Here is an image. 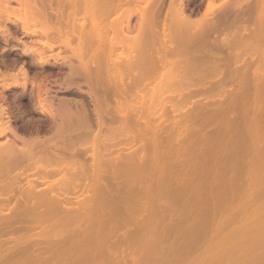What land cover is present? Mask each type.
I'll return each instance as SVG.
<instances>
[{
    "label": "rangeland",
    "instance_id": "obj_1",
    "mask_svg": "<svg viewBox=\"0 0 264 264\" xmlns=\"http://www.w3.org/2000/svg\"><path fill=\"white\" fill-rule=\"evenodd\" d=\"M97 1L100 2L101 4L98 3ZM105 1L108 2L109 0H104V1H102V0L101 1L100 0H91V1H89L90 3H92V5L89 3V7L91 6L92 8H88V10L86 11L87 13L85 12L86 15L84 12H83V14L81 13V15H80L83 17L85 16L84 19L87 18V19H85L86 20L85 22H87V20H88V22H90V23L87 22L89 27L94 26L95 29L94 28L89 29V27H88V29L91 31L93 36L96 35V34H94L95 33L94 31H97L96 30L97 27L99 28V26H100L99 23L101 25L103 23V26L105 24L106 25L108 24V26H109V24L111 26H113L114 21H115V23L118 22L119 21L118 19L121 18L120 15H123V14H124L123 16L125 19L128 17V15H129V17H131L130 19L132 22L131 21L130 22H131L133 29H134V26L136 27L135 24H138L140 22L138 20H140L139 18H141V16H140L141 14L138 10H136V8H134L133 5H132L133 6L132 8H130L128 11H126L127 17L125 15V12H123V10L121 8H119V9L117 8L118 10L116 9V12L114 11L115 9H113V11H111L113 13H111L109 11V13H107L108 14L107 15L106 11L108 10V8H109V10L111 8H113L114 3L111 5L112 0H110V2H109L110 5H109V3L108 4L104 3ZM113 1L115 2V0H113ZM210 1L211 0H186L187 6L189 9L188 11L189 12L193 11L192 12L193 17L195 19H199L198 21H200V20L202 21L203 16L205 17V15H204L205 10L209 11L210 9L211 10L214 9V11H211L212 14L209 11L208 15H207V13H206L207 11H206L205 12V14H206L205 18H207V16L209 18V13L212 16H215V15L217 16L221 7L226 6L227 3L230 4V6H231V4L233 5V3L235 2V0H214L215 2H212V4L210 5V4H208V3H210ZM232 1H233V3H231ZM238 1L243 4L242 5L243 7L246 6V8L248 6L249 7L253 6V5L256 6L258 4L257 5L258 7L260 5V6H263L262 8L264 9V0H238ZM143 2H146V1L144 0ZM164 3H165L163 5L164 11H162V12L166 16L167 15L166 14L167 9L169 11L168 7H169L170 0H165ZM223 3L224 4L226 3V5H224ZM105 4H107V5L105 6ZM144 4L145 3H143L142 5H144ZM14 5H16V3H14ZM207 5H210L212 8L210 7V9H209V6H207ZM227 6H229V5H227ZM89 9H91V10H89ZM103 10H104L105 14L103 13ZM121 10H122L123 14H121ZM88 11H89V13H88ZM163 13L161 14L162 19L164 18ZM171 14H170V16H171ZM23 15H24V13L21 14V16H23ZM199 16H201L200 17L201 19L199 18ZM212 16H210V17H212ZM23 17H25V16H23ZM83 17H81V19L80 18H78V19H80V21H82V20L84 21ZM88 17H89V19H88ZM172 19H173V17H171V20ZM78 21L79 20H77V23H78L77 25L80 26V24H79L80 22H78ZM97 23L99 26L97 25ZM8 26L10 27L11 31H13V33L17 36H15L13 34H12L13 36H8L7 34H3L0 32V70L3 69L2 72L0 71L2 74L1 76L7 75V73L9 75L12 72H14V73H16V71L19 72L20 68H21L19 66L22 65L23 59L26 62H30V63H28L30 80L33 79L35 81L34 78H37L39 80L40 77H41V79L45 78V79L49 80V82H48V80L44 79L45 82H48V84H49L48 86H51V88H52L49 91V93H51V95L48 94V98L49 97L54 98V96H56L54 99V101L56 103H58L60 101L59 98L62 96L63 97L65 96L66 98L73 97L75 99H77V98L80 100L83 99V100H85L84 101L85 106L88 109L89 114L93 115V116L92 115L89 116V118H90V120L92 122V126H93L91 128V130L92 131L95 130V131H93L94 133L91 130H88L84 134V132H85L84 128L83 129L81 128L82 130L79 129L82 132L81 131L79 132V130H78L77 132L72 133L73 136H71V138H72V140L74 139V141H72L70 143L69 147L72 150L75 149L74 151H76V152L80 147H81L80 150H78L80 152L82 151L81 150L82 148H85V149H83L84 152H82V155H80V153H79L78 157L81 158V156L86 155L88 157L83 156L86 160L88 159L86 161V163L92 162V164H93L94 160H92V158H89V156L91 157V155H93L92 157H94V155L97 153V151H99V150H96V152H95L94 147H95L96 143L98 142V141H95V140H97L96 138L98 137L96 135H98V133H100V132L105 133L106 136L104 134L100 133V136H102L103 138L100 136L98 138L101 141L106 140L107 142L104 141V144H105V142L108 143L109 145L108 144L107 145L110 146L111 148L109 149V147L107 145H106L107 146V148H106V146L103 145V143L101 142L102 145L105 146L104 148H106L107 150H110V151L112 150V151L111 152L107 151V152H109V153H107L109 155L108 156L107 154H105L106 149L103 148L101 143L98 142V145L100 144L101 147L96 145L97 147L103 149V151H101V149H100V152H101V154L103 153V156L100 154V152H99V154L97 153L98 156L102 158L103 162L101 161V163H100L102 165V166L100 165L101 167L100 166L95 167L97 172L94 170L95 168L92 167L93 168V170H91V172L93 171L91 173L92 175L87 180H85V181L82 180L83 184L82 183L79 184V186L81 185V187L83 185L82 188H84V190H85V188H87L85 193L84 192L82 193L80 191V190H82L81 187H80L81 189L76 188L78 190L80 189L79 190L80 192L79 191L77 192V190L74 189L76 191V193H75V191L72 190L74 187L73 183L71 182V184L73 186L70 188L69 187L70 182H67V180H59V181L56 180L58 182H56L55 180H47V182L44 180H39L40 183H39L38 187L40 189L39 190L37 189L38 193H39V191H41L42 192V193L40 192L41 194L45 193L44 195H47V193H48V195H50V197H51V195L53 197H56L55 199L53 198L54 203H56L55 204L56 209L54 211L62 212V213L59 212L61 218L59 217V215H56V214H59L58 212L52 211L53 209L52 210L49 209L50 213H48L49 210L47 211V209L52 207V205L54 203L51 204L50 207H48L46 204L45 205L44 204H41V205L36 204V205H34L35 209L32 210L33 202H31V200H33L34 197L32 195V196H30V197H32V199L29 197L31 200L30 199L28 200V197H25V196H27V194L30 193V191H29L30 187H28V186H30L29 184L33 182V184H35L37 186L36 183L38 180H35L36 182L33 180H30L31 182H29L27 180H20V181H22L20 183L19 180L13 181L11 179L10 181L17 183V184L13 183L14 184L13 186L16 188L14 191H11L13 188L12 182H11V184L10 183L7 184V182H9L8 181L9 178L7 179L8 175L6 176V173H4V170H3L4 174L2 175V173H1L0 177L3 176V177H5L4 179H7V180L6 181L4 179L2 180V178H3L2 177L1 178L2 181L0 180L1 181L0 185L2 184V187H4L5 185L2 183L4 181V183L6 182L5 184H7L8 187L10 185L12 187H10L11 189L9 192L7 191V190H9L7 188V186H5L4 188H0V191H1L0 192V196H1L0 201L2 203H4L2 200H4L5 202H8V200L10 198L12 200L10 199V201L8 202L9 206L6 203H4V204L0 203L1 204L0 207L3 206L4 208L2 207V209H5V210L0 209L1 210L0 216H2L1 214H3L5 216V217L2 216L3 220L0 219V226H1L0 227V234L1 235L5 234L3 236L0 235V240H1L0 241V251H1L0 252V258H1L0 264H16V262H17V264H264V120H263L264 114L261 117L263 122L259 121L262 123V125L258 126V124H259L258 120L260 118L256 122L258 127H260V128L262 127L261 132L259 130L260 128H258L257 131H253L254 134H258V131H259L260 136L259 135H253V132L249 131V129L250 130H256V128H255L256 125H255V127H253L254 129L251 128L252 127L251 125H253L255 123L254 122L252 124V122H251V121H254L252 119L255 116L252 118L253 114H252V116L250 115V117H251V119H250V117L248 115L249 114L248 109L252 110V108L249 107L251 105V102H248V100H247V103L246 102H243V103L240 102V104H239V105H242V104L246 103L245 104L246 107L249 105L248 106L249 108H247V110H245V111H248V113L245 112L244 117H247L246 115H248L247 118H249L250 121L247 118H244L246 120L243 119V117H242L243 113L242 114L240 113L242 116L238 113L239 112L238 109L241 112L242 109H246L245 106H244L245 108H243L242 106H240V108H238V109L235 108L236 110L231 109L232 114H231L230 110H228L230 115H228V111L224 110V112L225 111L227 112L226 113L227 117H229L230 120L228 121V118H227V121H226V116H225L226 114H224V116L223 115H221V116L225 120L223 119L221 121V119H222L221 116L220 117L218 116V118H216V116H215L216 113H218L216 111L222 109L219 107L221 105V103H220V105H218L219 104V102H218L217 103L218 107H217L215 105L216 103L212 104L209 102L210 99L206 96V95L210 96V93L208 91H207V93H209V94H207L206 91L204 92V93H206V95H203L202 94L203 92L201 93L202 90L207 89L208 84H210L213 88L215 86L214 84L217 85V83H218L217 86H219L221 84L220 82L223 79H226V80H224L225 84L227 83V79H228V84H226V85H230V86H228L229 88L232 86V89L230 88L231 90L228 88L229 93L232 90H234L235 88L237 89L238 87H236V86L244 85L245 82H246V84H248V82L251 80L252 81L248 85L251 84V86H252V84H253V86L252 87L248 86V85L247 86L251 87L252 91L256 87V86H254V84H257V86H258V83L260 81L263 83L264 81H262V79L264 78V61H262V60H264V57L261 53H264V50H263L264 46H263V49H261V51L259 50L261 48L259 46V43H261V46H262V41H256L257 44H255L256 42L253 43V45H254L253 47L251 45H249L246 47L243 46L244 47L243 49L241 47L237 48L236 50L238 52L235 50V52H237V53L233 52V54H231L233 59L230 58L231 57L230 55H227V52H224L223 54L227 55V57L230 59V60L228 59V61H230V62L226 61L227 57L224 58V61L227 63V66H229L228 68H230L231 70L228 69L226 66V63H224V61H222L220 63L221 66L224 65L223 67L225 68V66H226V68L224 69L222 67L223 70L219 69V70H221L220 75L218 74V73H220L218 70L219 67H217L214 64H211L210 62H209L210 64L205 63L206 66H204L205 64L201 66V63L203 64V62L201 60L199 61V63L194 62V61H191V63L189 61V63H188V61L186 62L185 59H183V62L185 61L186 63H188L190 65H193L192 62H194L197 65V67H195V68L193 66H190L189 68H191L192 70H190L189 68H187L188 70L187 69H185V70L180 69L179 65L182 64L183 62L182 63L180 62V64H177V63L174 64L175 68L178 65V69L176 68L177 69L176 71L180 70V72L172 71L175 69L173 67L174 66L173 64H170L172 66V68H174L172 70H171L170 65H166V68L164 66H159L162 68H160V71L158 68L159 72L155 73V75H157V76L152 77L153 79H151V80L149 79V81L147 80L148 84H150L149 86L146 85L147 84L146 83L145 84L146 87H145V85H143V87L141 86L139 88H135V89H137V92H135L136 90L133 88V90H131V91L132 92L134 91V93L137 95H135L133 93L135 95V97L133 94H132V96H128L129 101H128V99L126 100V98H122L124 100H122L121 101L122 103L121 102L120 103L121 104L125 103L124 105L126 106L125 107L126 111H127V106L129 108L130 106L133 105L131 108H129L130 112H129V109H128V113L124 112L126 115V116H124L123 112L122 113L119 112V113H121L120 115L117 114L118 110H119L118 107H120V109H122V107H123L122 111H125L124 106L122 105V107H121V105H119L120 103H119L117 98L112 97L109 100L110 102L112 101L111 105L113 107L112 106H109V108L105 107L106 106L105 104L108 105V103L103 102V101L102 102L104 105L101 102L103 107H101L100 102H99V104H97L94 101V99L91 97V95L89 94V89L92 91V87L90 88L88 86V84L85 82L83 77H81V78L78 77V78H75L74 80L77 82L79 81L78 84H80L82 86L81 89L83 88L82 90H84V91H82L81 89H79L75 85H74V87H71L68 89L64 88L65 85L64 86L62 85V87L59 88L61 86L59 84V82L62 81L60 79V77L63 78L68 73V71L70 70V68L66 64H64V62H63L64 57H68L71 55V53H69V52H72V51H70V48H66L64 45H62L63 46L62 47L60 45L59 46L60 48L58 46H56L54 48V50H53L54 52L52 50L47 52V50H46V52L48 53L47 55H49V53H50L52 56L53 55L57 56L58 62L55 59L56 57L53 56L55 58L52 57L50 59L49 64H47V65L35 64V63H33V59L29 55L28 56H21V54H20L21 53V47H23V45L19 40H15L16 38H14V36L15 37H22V40L26 41V42H29V41L33 42L34 39L37 38V35L33 36L31 33H29V35H28V33H25V32L23 34L22 33L23 31L21 30V27L19 24L17 25V24H13V23H8ZM103 26H100V27L103 28ZM108 26H106V29ZM111 26H109V27H111ZM37 28L41 29V26H38ZM109 30L110 29H108V31ZM108 31L106 32L105 36H107V35L110 37L115 36V35H111L113 33H108ZM134 33H135V31L133 32V34ZM108 36H107L106 42L109 43V41H111L112 39ZM116 36L118 37V38L116 37L117 40L120 39V37H119L120 35L118 36V34H117ZM66 37H67V35H66ZM66 37L64 36L65 39H66ZM40 38H41V36L39 37V39ZM109 38H110V40H109ZM104 39H106V37H104ZM132 40L133 41L135 40L138 44L140 42V41H138L139 39H137V40L132 39ZM118 41H120V40H118ZM71 42H73V41H71ZM74 42L72 43V45H74V44L77 45V42L75 40H74ZM125 42H127V41L120 42L121 44L118 45L119 47L116 46V47H118V48H116V51H115V49H113L115 51V53L110 54L108 57H106L105 55H103V57H102L101 54H100V56L102 57V59L97 57L98 59L101 60V64H100L99 60H96L97 62H95V63L97 65H98V63L100 64L99 69H96V68H98V66L97 67L95 66L96 64L93 65L92 67H94V68H92V74H93V77H94V75H97V76L99 74L103 75V76H100V75L98 76V78L101 77V79H102L100 82L98 81V83H100L101 85L105 86V83L108 82L107 80H110L109 81V83H110V82H112V80H114V79L116 80V78L120 79V75H114L113 73L116 72L115 74H117V73L119 74V71L121 72L123 70L121 68H124V70H125L126 67H123V66H125L124 63H126L125 60H127V62H128V59L130 60V58L133 57L132 54L133 55L136 54L134 52H136L137 50L136 51L134 50V52H132L133 48L139 49L138 46L134 47L135 45L133 43H132L133 46H132V44H129L131 47L130 48V47L126 46L128 44ZM123 43H125V44H123ZM137 43H135V44L138 45ZM97 44H98V42H97ZM97 44H95L96 47H93V46L92 47L96 49ZM257 45H258V49L257 48L255 49L254 47H256ZM93 48L91 49V52H90V53H92L91 56L100 53L99 51H98L99 53L93 52V51H96ZM245 48H248V49L253 48V49L246 51L247 49L245 50ZM251 51H252V53H250ZM243 53H245V54H243ZM237 54H239V55H237ZM251 54L252 55L257 54V55L252 56ZM112 55H113V57H112ZM234 55L235 56L237 55V56L235 57ZM61 56H62V58H61ZM96 56H99V55H96ZM128 56L130 58H128ZM170 56L172 57L174 55L170 54ZM176 56H174V58H176ZM92 57H93V60L96 59L94 56H92ZM241 57H244V58H241ZM258 57L259 58L261 57V58L259 59ZM107 58H108L109 62L107 61ZM113 58H115V59L113 60ZM116 58L121 60V62H119ZM174 58L172 57V59H174ZM179 58H178V60H179ZM103 59L104 60L106 59V60L103 61ZM241 59H245V60L242 61ZM91 60H92V58H91ZM237 60H239L241 62H238ZM9 61H11V62L8 63ZM102 61L104 64H106V67H107L106 69H103L105 67H103L104 65H102L103 64ZM113 61L114 62L118 61V63L116 65H118L119 63L123 64V65L120 64L122 67L120 65L119 66L121 68L117 67L115 65V63H113ZM176 61H177V58H176ZM234 61H235V63L236 62L239 63V65L236 63L238 65L237 66L234 63ZM244 62H246V63H244ZM111 63L114 64V68H116V70H113V68H112L113 65ZM240 63H241V65H240ZM259 63L260 64L262 63V64L259 65ZM195 64H194V66H196ZM108 65H110V66H108ZM100 66H102V68ZM183 66H184V64H183ZM212 66H216L217 68L215 69V67H213L214 68L213 69ZM261 66H262V68H261ZM108 67H109V69H108ZM180 67H181V65H180ZM258 67H260L261 69H259ZM110 68L112 71L110 70ZM117 68L121 69V70H118ZM197 68H198V70H196ZM208 68L209 69L211 68L210 70H212V69L214 70V71H212V73L214 74V78H212L213 74L209 73L211 71ZM127 69L128 68H126V71H128ZM99 70H101V71L99 72ZM102 70H104L105 74L104 73L102 74V72H103ZM131 70H129V72ZM181 70H183L184 72H182ZM201 70H202V72H201ZM204 70H205V73H203ZM215 70H217L218 72H215ZM244 70H246V71H244ZM185 71L186 72L188 71V73L190 71H192V72H190L188 75V73L186 74ZM194 71H195V73H194ZM223 71H225V72H223ZM36 72H38L39 76L37 75ZM122 72H124V71H122ZM129 72H128V74H130V76H132V74H134V73H131V72L129 73ZM222 72H223V74H222ZM255 72H257V73L255 74ZM97 73H99V74H97ZM108 73H109V75H108ZM110 73H112V74H110ZM183 73H185V74H183ZM216 73H217V75H216ZM43 74H46V75H43ZM125 74H127V73H125ZM186 75H188V76H186ZM112 76H114V77H112ZM115 76H117V77H115ZM126 76H129V75H126ZM177 76H179L180 79H178ZM185 76H186V80H185ZM201 76H203V77H201ZM246 76H247V78H246ZM96 77H94V80H95L94 84H96V80H98ZM181 77H183V78H181ZM187 77L189 79L188 81H187ZM249 77L251 78V80ZM256 77H258V79ZM198 78H200V79H198ZM253 78H254V80H253ZM20 79L22 81L23 77H21ZM59 79H60V81L57 82L58 83V85H57L56 81ZM76 79H78V80H76ZM173 79L175 81L171 82ZM203 79L205 81H203ZM206 79L207 80L209 79V83L206 81ZM33 80L29 81L30 84H28V87H26V88L15 86L11 89H3L4 88L3 87V80H2V77H0V95H1L0 99L5 97L6 102L10 101L8 103L10 105L9 111H10V114L13 118L12 119L13 124L15 126H17V129H19L18 132L20 131L19 132L20 134H22V135L24 134L26 136H29V135H31V132H32L31 130L36 128L38 125L40 127L45 125L44 127H41V130L39 133H41L40 135H43V136H49L51 134V132H50L51 130H49V127H50V124L52 123V118L50 117L49 114L43 113L41 111V107L38 105V103H37L38 101L36 100L37 98L34 97L37 94V87L34 86L33 83H31V82H33ZM200 80H201V82H200ZM7 81H11V80L7 79ZM116 81H114L115 85H116V83H115ZM190 81H192L193 83H196V85H199V86H200L199 83H202L200 86L202 88V90L199 88L200 89V91H199L200 96H199V93L197 91L196 92L198 93V95L195 92H193L194 94H196V96L193 95V93L190 94V92L187 91L188 86H186L187 90H185L184 86L186 84L190 85L191 84ZM80 82H82V83H80ZM185 82H187V83L185 84ZM203 82H205L206 85H204ZM243 82H244V84H243ZM141 83L143 84V82H141ZM144 83H145V81H144ZM222 83H223V81H222ZM106 84L108 85V83H106ZM110 84H113V83H110ZM142 84H139V85H142ZM246 84H245V86H246ZM202 85L205 86L204 87L205 89L203 88ZM210 85H208V86H210ZM98 86H100V85H98ZM193 86H191V87L193 88ZM199 86H194V87H196L195 89H197ZM234 86H235V88H234ZM191 87L189 86V90ZM172 88H176L177 90L183 89V90L187 91L188 93H186L185 91H183V92L181 91L182 93L181 92L175 93V92H177L176 89H172ZM247 88L244 91L247 92V90H248V92L250 91L249 94L252 93L251 89H249V88L247 89ZM34 89H36V90H34ZM85 89H86V91H85ZM193 89H192V91H193ZM174 90H175V92H174ZM214 90H213L214 93H212L213 94L212 97L213 96H215V97H213L211 99L212 101L214 99L216 101H218L221 98H223V100H224V98H227V97H224V95L226 96L227 93L224 94V92H223V95H222L223 97L219 98V95L221 94L220 91L218 90V92H219V94H218L216 92V89H214ZM261 91H263V90H261ZM261 91L259 90V92H256V95L260 94L262 96V93H260ZM215 92L217 93L218 96L214 95ZM171 93H175V94H171ZM179 93L180 94L186 93V95L189 94L190 97L194 96L191 98L192 101L193 100L195 101L194 104L191 101L190 102L188 101V99L190 98L189 95H187V97L184 98L185 95L183 94L184 96L183 95L180 96ZM53 94H55V95H53ZM160 94H162V95H160ZM176 94H178L179 99H178V96ZM253 94H255V92H253ZM253 94H251L252 97H254ZM263 94H264V92H263ZM153 95H154V97L157 95L156 96L157 99H155L153 97ZM260 95H259V97L262 99L263 97H261ZM149 96H151V98L155 99V103L158 102L156 104V108L161 107L162 110H164L162 105L164 106V108H166L167 105L168 106L170 105V108L173 109L174 107H176V106H174L177 103L176 101L181 102V100H183L182 102L185 101V103L181 104L178 102V104H180V106H182V107H180L178 105L179 108L176 107L179 110L170 109V111H168L169 107H167L166 108L167 111H166V109L164 110L167 113L170 112L167 114L166 112L165 113L161 112V110L160 111L155 110L156 109L154 106L155 103H153V105L151 104L152 99H150ZM158 96H160L161 99ZM176 96H177V98L175 99V101H173V99ZM182 96H183V98H182ZM203 96H206L208 101L205 102V100H207V99H205V97H203ZM216 96H217V99H216ZM130 97L131 98L134 97V98L131 99ZM162 97H163V99H162ZM202 97L204 99L203 100L204 104L202 103V100H201ZM252 97H250V98H252ZM148 98L150 99L151 103L148 101L149 100ZM180 98H182V99H180ZM169 99H171L175 103H172L171 100H170V102H168ZM114 100L115 101L117 100L116 103ZM130 100H132V102ZM156 100H158V101H156ZM125 101H128V102H125ZM187 101L189 102V104L187 106L191 105L190 107H186ZM110 102H109V104H110ZM113 102L115 105L112 104ZM129 102H131V103H129ZM196 102H198L197 105H199V103L200 104L202 103L201 105H199V108L202 111V113H203V110H204V112H207L206 113L207 115H209V114L211 115L212 112H214V111H212L214 109V107L215 106L217 107V108L215 107V109H214L216 112L215 115L210 116L211 118H213L212 120H215V121H213L214 122L213 124L209 120L211 123L208 121L210 123V125L208 126L209 123L207 122V120H208L209 116L207 118V116L205 114L203 115V117L206 116L207 120H204L206 118L198 117L200 110L198 112L197 105H195ZM208 102L210 103V107H211V105H214L213 109H211V110L209 109L211 111V113L209 111H206L207 109L204 108L205 106H207L205 103H207L209 105ZM126 103H128V105ZM148 103L151 106L147 105ZM159 103H161V104L163 103V104L161 105ZM94 104L96 106H94ZM202 105H203V107H202ZM239 105L237 104L238 107H239ZM115 106L116 107L118 106L117 107L118 110L115 108ZM138 106L140 108H142L141 109L142 111L139 110L140 108H138ZM143 106H145L144 107L145 109L143 108ZM148 106L151 109L153 107L155 108V109L153 108L154 111L151 109L149 110L153 113V115L151 112L147 113L148 112V110H147L146 113H144V116L142 117L143 112L147 108L149 109ZM184 106L188 110L185 108H184L185 110L184 109L181 110V108H183ZM192 106H193V108H192ZM194 106H195L196 111L194 109ZM200 106L202 107V109L203 108L204 109L202 110ZM104 107L107 109H105ZM241 107H242V109H241ZM251 107H253V106L251 105ZM112 108L113 109L115 108V109L113 110ZM132 108L135 109V112L133 111ZM98 109H100V111H103V112H100V114L102 113L101 116H104L106 119H109V120H105V122L106 121L107 122H106L105 126L103 125L102 130L103 129L104 130L100 131V132H96L97 130L98 131L101 130V128H99L100 126L98 127V124H99L98 123L99 120H97V119H99V118H97V117H99L97 114ZM143 109H144V111H143ZM192 109L194 111H191ZM105 110H107V111H105ZM176 110H177V112H176ZM251 110H250V113H252ZM113 111H116V112H113ZM119 111H121V110H119ZM138 111L141 113L142 119H146V121L148 120V122L152 120L153 122L152 121L150 122V123H152L151 127L153 125V127H155V128H152L149 130L148 125H150V124H147V127H146V125L144 127V125H143L144 120H143V122L141 120H139L140 123H139V127H138L137 122H139V121L136 120L137 119L136 117H138V116L140 117V114ZM195 112H198V114L196 115ZM93 113H95V114H93ZM154 113H156V117H155ZM174 113H176V114H174ZM191 113H192V116L190 115L187 119V116ZM193 113H194V116L196 117V119L197 118H200V119H197V121H196V119H194ZM202 113H200V114L202 115ZM115 114L117 115V117ZM137 114H139V115H137ZM147 114H149V116ZM162 114L163 115L167 114V117H163ZM170 114H171V119H170V116H169V119H164V118H168V115H170ZM219 114H222V113L219 112ZM114 115H115V118H114ZM121 115H123V116H121ZM135 115H137V116H135ZM160 115L162 116V118L164 120L161 119ZM174 115H175V117H174ZM254 115H256V113ZM106 116H108V117H106ZM127 116H129L128 118H130V116H132L131 119L127 118V121L132 120L131 121L132 126H130V124H126V125H129L130 127L126 126L124 124L125 122L123 123L121 121L122 118H124L126 120ZM172 116H173V118H172ZM239 116L242 118V120L239 118ZM120 117H121V119H120ZM139 117H138V119H139ZM148 117L149 118L151 117L150 120ZM214 117H215V119H214ZM113 118H114V120H113ZM154 118L156 121H154ZM201 118L203 119V121L205 123L202 121ZM234 118H235V121L233 120ZM237 118H238V120H237ZM174 119L178 120L179 122L181 121V122L179 123L176 120L174 121ZM183 119H185V120H183ZM231 119L233 121H231ZM116 120H118V121H116ZM125 120H123V121H125ZM159 120H160V125L157 124V123H159ZM49 121L51 122L50 124H49ZM113 121L116 123H112ZM170 121H172V122H170ZM244 121L246 124H244ZM161 122H162V124H161ZM190 122H194V123H190ZM121 123H123L124 125ZM126 123H128V122H126ZM164 123L166 124V126L168 128L165 126ZM182 123H184L185 126ZM198 123H200V124H198ZM46 124L47 125L49 124V127H47V129L45 128L47 126ZM140 124H142V126H140ZM187 124H189V125H187ZM193 124H195V125L193 126ZM107 125H108V127H107ZM196 125L198 126V128ZM248 125H249V127H247ZM125 126L127 129L124 130L123 128ZM133 126H134V132L133 133L138 134V135L135 136V134L131 133V134H133L132 136L137 137L141 133H144L146 137H144V134L140 135V137L142 136L143 139L145 138L143 141L145 144H148L150 142L148 140L151 138V135L154 134L155 132L156 133L154 135L156 136L155 139L157 141H159L157 139L158 135L160 136V134L162 133V135L165 136V134H166V136H165L166 138L162 136L163 139L165 138V141L164 140L162 141L164 145L160 143L161 141L157 142L155 140L156 142L153 143L154 145H147L151 149L149 147L146 148V145H145V148H141V146H143L142 145V143H143L142 138L140 139L138 137V139L141 140V141L140 140L139 141L142 142V143H140L134 137H129L131 135L129 132V131H131V129L129 130L128 128H131ZM156 126H157V129H156ZM158 126H159V128H158ZM179 126L181 127V129ZM205 126H206V129H205ZM169 127H171L173 129V132L178 131L179 134L181 133V130H182V134H181L182 136L178 135L177 132H175V134L177 133V136L176 135L173 136L174 133L171 132L172 131L171 128L169 130ZM199 127H201V128H199ZM218 127H219L220 131H222L221 133L216 132L219 130V129L215 130ZM191 128H192V132H193L192 134H190L191 132H189V131H191ZM154 129H156V130H154ZM201 129H203V133H200V131H202ZM44 130H46V132ZM135 130L136 131L139 130L138 133ZM153 130H154V133L152 132ZM184 130H186V132ZM47 131H49V133ZM89 131L94 136L92 134H88V133H90ZM125 131H128V132H125ZM150 131L152 132V134L149 136L148 133H150ZM160 131H161V133H160ZM165 131H167V132H165ZM187 131L189 132V134ZM196 131H198V132L195 135L194 133H196ZM145 132H147L148 135ZM168 132H169V134H167ZM170 132H171V134H170ZM213 132H216L217 135H216V133L214 134ZM77 133H80V134H77ZM86 134L91 135V136H89L88 138H84V136L85 137L88 136ZM124 134H125V136H127L129 134L130 135L125 137ZM198 134L199 135L201 134V135L198 136ZM8 135L10 136V134H8ZM33 135H35V133ZM79 135L81 137H79ZM121 135H123L125 137V139L121 138L122 137ZM170 135H171V137H170ZM148 136H149V139L147 138ZM90 137H93L95 140L94 141H88ZM105 137H107V138H105ZM162 137H160V138H162ZM172 137L174 138V140ZM178 137H179V139H178L179 142L177 140ZM114 138H115V140H114ZM126 138H134L131 140V142L132 141L134 142V140H137V142L140 143L141 146H140V144H136L133 142L132 143L136 146L132 145V143H130V142L126 143V141H127ZM171 138H172V140H171ZM78 139H80L83 142V144H85V145H83V147H82V143H80L81 141L79 142ZM83 139H84L85 143H84ZM90 139L92 140V138H90ZM111 139H113L114 141L117 142L116 149L118 148L117 150L119 152L121 151L120 153L118 151L116 152L115 145L111 144L112 143ZM116 139H120V140L124 139L123 141H125L124 142L125 144L122 143L124 150H122L123 148L120 149V147H122L121 141H120V143H118L119 140L117 141ZM4 140L7 141V136H5V135L0 136V142H1L0 144H5L6 142ZM86 140L88 141L87 145H86ZM75 141H77V143H75ZM128 141H130V140H128ZM153 141H154V139H153ZM171 141L172 142L174 141L173 142L174 144ZM2 142H4V143H2ZM78 142H79V144H78ZM90 142H92V145H93V143L95 144L93 146L94 149L92 150L95 153H93L90 149H88V148L92 147L91 145L88 144ZM109 142H111V143H109ZM116 142H114V144ZM168 142H169V144L174 146V148L171 145H169ZM159 143L162 146L159 145ZM19 144H21V143H19ZM77 144H78V147H77ZM119 144H120V147H119ZM127 144L128 145L131 144L129 146V147L132 146L131 149L127 146ZM149 144H152V143H149ZM73 145H74V148H73ZM117 145H118V147H117ZM124 145L127 147H124ZM75 146H76V148H75ZM87 146H89V147H87ZM86 147H87V149H86ZM113 147L115 150L112 149ZM170 147L172 149H170ZM70 148H68V149H70ZM126 148H129L130 150L126 149ZM138 148L140 150H137ZM154 148H155V150L157 148L156 152H155ZM160 148H162V149H160ZM152 149H153V151H152ZM85 150H86V152H87V150H88V152L90 150V152L86 153ZM125 150H126V152H125ZM161 150H162V152H161ZM68 151L71 152L70 150H68ZM123 151H124V153H123ZM112 152H114V153L112 154ZM143 152L148 156H143V154H144ZM164 152L165 153L169 152V153L167 155ZM110 153L113 155L112 157H111ZM118 153L120 154V157H119ZM155 153H157V155ZM115 154H116V156H117L116 158L118 159L119 162L117 161V159L116 160L113 159V158H115L114 157ZM154 154L156 155V157L157 156H159V157L156 158ZM170 154L173 155L171 160L169 159L171 157H168ZM124 155H125V157H124ZM140 155H142L141 156L142 160H138V159H141ZM104 156L107 158L106 161L109 159V161H107V163H106V161L104 162V159H103ZM133 156H134V158L132 159L131 157H133ZM145 157H148V158L144 159ZM130 158H131V161H128ZM89 159H91V162H89ZM99 159H98V161H99ZM150 159L153 160L154 162L150 161ZM134 160H136V161L133 162ZM127 161H128V163H126ZM140 161H141V163H140ZM148 161H150V163H148ZM167 161H168V163H167ZM112 162H114V164ZM144 162H146V163H144ZM27 163H28V161L26 160L25 165H27ZM108 163L111 167H113V170H111L112 168H110V166H108ZM134 163H135V166H134ZM136 163H138L137 167H136ZM97 164H99V163L97 162ZM112 164H113V166H112ZM116 164H118V165H116ZM131 164H132L133 168H132V166H131V168H129V166ZM143 164H146L147 166L143 165ZM96 165H93V166H96ZM88 166H90V164H88ZM118 166L120 168L123 167V168L127 169V171H125V169H123V168H121L123 170V171H121V169ZM150 166L152 168H150ZM107 167H109V169ZM138 167H140V168H138ZM141 167H143V168H141ZM144 167H146V169ZM14 168H16V167H14ZM14 168H11L12 170H10L12 172V173H10V175L12 177H15L13 174H16L15 172H18V170H19L18 167L16 169H14ZM92 168H90V169H92ZM106 168L108 171L106 170V172H105ZM116 168H118L117 171H116ZM103 169H104V173H103ZM5 171H6V169H5ZM119 171H121L122 173H120ZM7 172H8V170H7ZM112 172H114L115 174H113ZM116 172L118 173V175L121 174L119 178H118V175L116 174ZM96 173H98V175ZM102 173L105 175L102 176ZM95 174L97 175L96 177L94 176ZM10 175H9V177H11ZM115 175H117V179H115L116 178ZM100 176H101V179H99ZM114 176H115V178H114ZM93 177H95L96 179L94 178V181L90 180V182H88L89 179H91V178L93 179ZM97 177H98V180L103 182V186H104L103 189H102V185H100L102 183L97 182L98 181ZM102 178L105 179V183L109 188L104 184V181ZM109 180H113V182L115 181V184L112 181L109 182ZM120 180H122V182L124 180V185ZM128 180H129V182H128ZM142 180H144V183L141 182ZM49 181H51V182H49ZM62 181H63L62 184H65V186L61 184ZM48 182L50 184L52 182L54 183V184L53 183L51 184L52 188H51V186H48L49 185ZM92 182H95V185H93L94 183H92ZM107 182L109 183V185ZM118 182H119V184L122 183L121 185H123V186H121V185L118 186ZM23 183H25V184H23ZM27 183H29V184H27ZM46 183H48V185ZM84 183L88 187H86V185H84ZM45 184H46V187H45ZM60 184H61V186H59ZM116 184L122 190L121 191L119 189L121 191V192L119 191L120 193L119 192L117 193L118 187L116 186ZM15 185H17L18 187ZM22 185L25 186L26 189H24V187H22ZM42 185H44V188L40 187ZM96 185H97V187L100 186L102 190L100 189V187L99 188L95 187ZM112 185L114 188L112 187ZM55 186L59 190H57L56 188L53 190V187H55ZM91 186L95 187L94 190H91ZM49 187L53 190V193H51V190L48 189ZM106 187L108 189L107 191L105 189ZM88 188L91 190V192L89 191ZM2 189H4L3 190L4 193H2ZM20 189H21V191H19ZM63 189H65V190H63ZM96 189L97 190L100 189L101 191H103L102 194L104 193V191L107 192V193L105 192L106 194L103 195L104 198H103V196H101L102 195L101 192L97 193ZM27 190L29 191L28 193L26 192ZM55 190L58 191V192L56 191V193H57V196L59 198L56 196ZM84 190H82V191H84ZM5 191H7V193ZM65 191L66 192L70 191V192L67 194ZM92 191L94 193H92ZM95 191H96V193H95ZM108 191H111V192L109 193ZM10 192L12 194L18 193V195H16L18 198H15V196H14L15 194L10 195L11 194ZM86 192L88 193V195ZM22 193H24V194H22ZM49 193H51V194H49ZM79 193H81L82 195L80 194V196H79L78 195ZM1 194L5 195V196H3ZM63 194L64 195L67 194V195L64 196ZM96 194H98V197H95ZM21 195H23V199H22ZM60 195H61V197H60ZM67 196H70V197L68 198ZM8 197H9V199H8ZM24 197L27 198V200L26 199L24 200ZM66 197L68 198V200H66ZM73 197L77 198V199H74V201L72 202L71 200ZM91 197H92V199L95 198L96 200L95 199L92 200ZM97 198H98V201H97ZM15 199H17V200H15ZM35 199L37 200L36 197H35ZM57 199H59V200L61 199V201L64 200L63 202H65V203H63ZM100 199H103V200L105 199V200H107V202H105V201H104V203L100 202V201H103ZM55 200L58 202H61V203L55 202ZM75 200L78 201V204ZM89 200H90V202H89ZM18 201H20V202H18ZM69 201L71 202V207L72 206H74V207H72V208L68 207L67 208L65 206L67 203L70 206ZM95 201H97V202L95 203ZM15 202L17 204H14ZM35 202L36 201L34 200V203ZM37 202H38V200H37ZM75 202H76V204H74ZM26 203H28V204H26ZM40 203H43V202H40ZM100 203L102 205V208H100L101 207ZM10 204H14L15 206L10 205ZM47 204H48V202H47ZM58 204H60V205H58ZM79 204L81 207L79 206ZM88 204H89V208H86V207H88ZM103 204H104V206H103ZM17 205H19L21 207H19V206L17 207ZM75 205H77V206H75ZM93 205H96V207L94 206L95 209L93 207L92 208L90 207ZM26 206H28V207L31 206L32 215L30 216V214H31V212H30V214H25L22 217L25 218V216H26L25 220H26V222H28L29 219H28L27 215H29L31 223H29V222L26 223L25 220H23V218H19L20 217L19 215L14 218L15 213L17 215V211H18V213L20 210L26 211L25 210V209H27ZM37 206H40V207L38 208ZM62 206H65V208H67V209L62 208ZM84 206H85V209H84ZM97 207L100 210V212L98 211V209H96ZM36 208H37V210H36ZM43 208H44V211H43ZM8 209H10V210L12 209L11 211H13L14 213L11 212L10 210L8 211ZM60 209H62V210H60ZM75 209H77L78 212ZM91 209L92 210L94 209L95 214H92L93 212ZM101 209H103V210H101ZM63 210H66L67 213L69 212L68 213L69 215L67 213L65 214V211H63ZM89 210L91 211V213ZM4 211L6 213H4ZM34 211H36V212L39 211V213H41V215H40L41 218L39 217L38 213H36ZM70 211L71 212L74 211V212H72V214H71ZM81 211H85V212L87 211V212L83 213ZM7 212H8V214H7ZM33 212L36 213L38 216L34 215ZM53 212H54V214L56 213L55 214L56 216H54V217H56V219L55 220L52 219V220L53 221L57 220L56 223H54L53 221H50L52 218L51 216H53ZM23 213L24 212H21V214H23ZM12 214H14L13 217L10 216ZM82 214H86L87 216L84 215L85 217H82L81 216ZM148 214H149V216H148ZM63 215H64V217L62 218ZM6 216H8V217H6ZM47 216H48V219H47ZM57 216H58V219H57ZM67 216H70V217H67ZM75 216L77 219L75 221L76 222L78 221V223L74 222ZM10 217L13 218L14 220L15 219H17V220L14 222V220L11 219ZM33 217H34V219H32ZM49 217H51V218H49ZM81 218H83V220ZM19 219H21V220L18 221ZM44 219L48 220L50 223L48 221H45ZM11 221H13V222H11ZM16 222H17V224L15 225L14 223H16ZM64 222H65V224H63ZM3 223H5V224L11 223V224H14L15 226L11 225V224H8L5 226V225H2ZM20 223H21V225H20ZM66 223L67 224L69 223V225H66ZM142 223H144L143 224L144 226L147 223L148 227L147 226L142 227L143 226ZM152 223H154L153 226H155V227L151 226ZM47 224H48V227H47ZM49 224H52V225L50 226ZM55 224H56V226H55ZM58 224L60 226H58ZM139 224H141V226ZM37 225H39V226H37ZM32 226H35V227H32ZM12 227L17 228L18 231H17V229L14 230ZM51 227H54V228H51ZM149 227H150V229L151 228L152 229L149 230ZM1 228H2V233H1ZM147 228H148V230H146ZM4 230H6L5 231L6 233L4 232ZM11 230L13 233L10 232ZM15 231L17 233H15ZM8 232L10 235L8 234ZM11 235H12V237H11ZM16 236H18V238ZM2 237L7 239V240L5 241L4 239H2ZM9 237L11 238V241H10ZM14 237H16V238H14ZM12 239H13V241H12ZM15 239L16 240L18 239V240L16 241ZM3 242H5V243L8 242L9 244L7 243L5 245V243H3ZM16 242H18V244ZM14 243H16V247H15ZM3 246H4V248H3ZM8 247H9V249H8ZM20 248H23L24 250H22ZM15 249L19 251V252L17 251L18 254L13 253V251L16 252ZM25 249H27V250H25ZM2 251L3 252L5 251V253L6 252H8V253L5 254V253H2ZM36 252L39 254H36ZM11 253H12V256L14 254L15 258L11 256ZM9 256L12 258L10 259ZM4 257H5V259H3ZM131 258H134V259H131ZM135 260H136V262H135Z\"/></svg>",
    "mask_w": 264,
    "mask_h": 264
},
{
    "label": "bare ground",
    "instance_id": "obj_2",
    "mask_svg": "<svg viewBox=\"0 0 264 264\" xmlns=\"http://www.w3.org/2000/svg\"><path fill=\"white\" fill-rule=\"evenodd\" d=\"M89 1H91V0H0V32L1 33H3V34H7L8 36H13V35H15L14 33H13V31H11V29H10V27L8 26V23H13V24H19L20 25V27H21V30L23 31L22 33L24 34V32L25 33H28V35H29V33H31L33 36L34 35H37V38L36 39H34V41L33 42H26V41H23L22 40V37H15V36H17V35H15L14 36V38H16L15 40H19L21 43H22V45H23V47H21V56H30L32 59H33V63H35V64H39V65H47V64H49V62H50V59L53 57V56H55V55H51L50 53H49V55H47L48 53V51H53L54 50V48L56 47V46H62V45H64L66 48H70V51H72V52H69V53H71V55L70 56H68V57H64L63 58V62H64V64H66L69 68H70V70L68 71V73L63 77V78H61L60 77V79L62 80V81H60V79L59 80H57L56 81V84L58 85V81H60L59 82V84L61 85H59L60 87L59 88H61L62 87V85L64 86L65 85V87L64 88H71V87H74V85L75 86H77L79 89H81V85L80 84H78V82L77 81H75L74 79L75 78H78V77H83L84 78V80H85V82L88 84V86L91 88L92 87V91L89 89V94L91 95V97L94 99V101L97 103V104H99V102H100V104H101V102L103 101V102H106V103H108V105L107 104H105L106 106L105 107H107V108H109V106H112L111 105V102L109 101L110 100V98H117L118 99V101H119V103L122 101V100H124V99H122V98H126V100L128 99V96H132V94L134 93V91L132 92L131 90H133V88L135 89V88H139V87H143V85H145L146 83V85H150V84H148V81H149V79L151 80V79H153L152 77H156L157 75H155V73H157V72H159L160 71V68H162V67H159V66H164L165 68H166V65H170V64H180V62L182 63L183 62V59H185V61L187 62L188 61V63H189V61H190V63H191V61H194V62H198L199 63V61L201 60L202 62H203V64L201 63V66L202 65H204L205 63H211V64H214V65H216L217 67H219L218 68V70L219 69H222L223 70V64L224 63H226L225 61H224V58H226L227 57V55H230L231 56V54H233V52H235V50L237 49V48H244V47H246V46H249V45H251L252 47L254 46L253 45V43H255L256 41H262V46H261V43H259V46L261 47L259 50L261 51V49H263V44H264V9L262 8L263 6H260L259 5V7L256 5H253V6H248L247 8H246V6L245 7H243L242 5V3H240L238 0H235V2L233 3V1L231 2V3H233V5L231 4V6H230V4H228L227 2V5H229V6H227L226 5V3L224 4V5H226V6H223V7H221V9H220V13L218 12V15L216 16H212L211 14H212V12L211 11H214V9H210V5L212 4V2H215L214 0L212 1H210V3H208V4H210V5H207V6H209V11L211 12V14L209 13V18H208V16H207V18H205L206 17V14H205V12L207 13V15H208V10H205L204 11V15H205V17L203 16V20L201 21H198L199 19H195L194 17H193V11L192 12H189L188 10V6H187V3H186V0H170V3H169V11H168V9H167V11H166V16L164 15V13L162 12V11H164L163 10V5L165 4L164 3V1L165 0H145L146 2H143L144 0H115V2L112 0L111 1V5L113 4L114 6H113V8H111L110 10H109V8H108V12L106 11V14L107 13H109V11L111 12V11H113V9H115L114 11L116 12V9L118 8H121L122 10H123V12H125V15H126V11H128L130 8H132L133 6H134V8H136V10H138L139 12H140V16H141V18H139L140 20H138V21H140L138 24H135L136 25V27L134 26V29H133V27H132V25H131V17H129V15H128V17H127V15H126V19L124 18V14L122 13V10H121V14H123V15H120L121 16V18L120 19H118L119 21L118 22H116L115 23V21H114V24H113V26H111L110 24H109V26H111V27H109L108 26V24L106 25H104L103 26V23H102V25L99 23V25L100 26H103V28H101L99 25H98V23H97V25L99 26V28L97 27V31H94L93 33L94 34H96L95 36H93V34L91 33V31L89 30V29H91V28H94V26L93 27H89V25L87 24V22H88V20H87V22H85L86 20L85 19H87V18H85L84 19V17L83 16H80L81 15V13L83 14V12L85 13L87 10H88V8H92L91 6L89 7ZM101 1V0H100ZM102 1H104V0H102ZM238 1V2H237ZM98 2V1H97ZM110 2V0L108 1V2H104V3H109ZM14 3H16V5H14ZM98 3H100V2H98ZM143 3H145L144 5H142ZM91 5H92V3H90ZM101 4V3H100ZM107 4H105V6L107 5ZM214 4V3H213ZM109 5H110V3H109ZM133 5V6H132ZM171 5V6H170ZM111 7V6H110ZM166 7V6H165ZM164 7V8H165ZM105 8V7H104ZM145 8V9H144ZM192 8V7H191ZM212 8V7H211ZM117 9V10H118ZM195 9V8H194ZM89 10H91V9H89ZM171 11V12H170ZM91 12V11H90ZM168 12V13H167ZM22 13H24V15L23 16H25V17H23V16H21V14ZM87 13V12H86ZM86 13H85V15H86ZM88 13H89V11H88ZM103 13L105 14V12H104V10H103ZM111 13H113V12H111ZM163 13V15H164V18L162 19L161 18V14ZM173 15H172V14ZM170 14H171V16H170ZM88 15V14H87ZM108 15V14H107ZM139 16V17H140ZM175 16V17H174ZM196 16V15H195ZM210 16H212V17H210ZM81 17H83V19H84V21L82 20V21H80V19H81ZM170 17V18H169ZM171 17H173V19L171 20ZM197 17V16H196ZM201 16H199V18H200ZM78 18H80V19H78ZM101 18V17H100ZM104 18V17H103ZM205 18V19H204ZM88 19H89V17H88ZM201 19V18H200ZM77 20H79L78 22H80L79 24H80V26H78L77 24ZM104 20V19H103ZM101 21V20H100ZM131 21V22H130ZM104 22V21H103ZM88 23H90V22H88ZM88 25V26H87ZM96 25V26H97ZM38 26H41V29H38L37 27ZM78 26V27H77ZM106 26H108L107 27V29H106ZM88 27H89V29H88ZM95 29V28H94ZM108 29H110L109 31H108ZM108 31V33H113V34H111V35H115V36H113V37H110V36H108V37H110L112 40L111 41H109V43L108 42H106L107 41V36H105V34H106V32ZM135 31V33L133 34V32ZM2 34V35H3ZM13 34V35H12ZM118 34V36L120 37V39H118V40H120V41H118L117 40V35ZM66 35H67V37H66ZM6 36V35H5ZM41 36V38L39 39V37ZM64 36L66 37V39L64 38ZM136 36V37H135ZM104 37H106V39H104ZM117 37V38H116ZM135 37V38H134ZM110 38H109V40H110ZM116 39V40H115ZM132 39H139L138 41H140L139 42V44L135 41H133ZM74 40L77 42V45H75L76 43L74 42ZM124 42V41H127V42H125V43H127L128 45H126V46H128V47H130V45L129 44H134L135 46L134 47H136V46H138L139 47V49H136V48H133V50H132V52H134V50L136 51V52H134V53H136L135 55H133L132 54V58H130L129 56H128V58H130V60L128 59V62H127V60H125L126 61V63H124V65L125 66H123V67H126V68H128L127 70L128 71H126V68H125V70H124V68H121L122 66L121 65H123V64H121V63H119L118 65H116L117 63H118V61L119 62H121V60H119V59H117L118 61L117 62H114L113 61V63H115V65L117 66V67H119V68H121V69H123L122 71H124V72H120L119 71V74L117 73V74H115V73H113L114 75H120V79L118 80L117 78H116V80L119 82H117L115 79L114 80H112V82H110V83H113V84H110L109 83V81L110 80H107L108 82H106V83H108V85L105 83V86H103V85H101L100 83H98V81L100 82L102 79H101V77L100 78H98V76L100 75V76H103V75H101V74H99V73H97V74H99L98 76L97 75H94V77H96L98 80H96V84H94V82H95V80H94V77H93V74H92V68H94V67H92L93 65H95L96 63L95 62H97L96 60H99L100 61V64H101V60L100 59H102V57H103V55H105L106 57H108L110 54H112V53H115V51H116V48H118L119 46L118 45H120L121 43L120 42H122V41ZM132 40V41H131ZM71 41H73L75 44V46L74 45H72V43L73 42H71ZM97 42H98V44H97ZM129 42V43H128ZM131 42V43H130ZM125 43H123V44H125ZM135 43H137L138 45H136ZM95 44H97V48L95 49V48H93V47H96V45ZM122 44V45H123ZM133 44H132V46H133ZM255 44H257V42L255 43ZM95 45V46H94ZM42 46V47H41ZM93 46V47H92ZM116 46H118V47H116ZM125 46V45H124ZM244 46V47H243ZM250 46V47H251ZM63 47V46H62ZM61 47V48H62ZM47 48V49H46ZM60 48V47H59ZM94 49V50H96V51H93V52H96V53H99V54H95V55H92V56H96V55H99V56H96L94 59L95 60H93V57L91 56V54L92 53H90L91 52V49ZM131 48V47H130ZM255 49L257 48L258 49V45L256 46V47H254ZM113 49H115V51L113 50ZM247 49V50H246ZM251 49H253V48H250V49H248V48H245V50L246 51H249V50H251ZM46 50H47V52H46ZM69 50V49H68ZM67 50V51H68ZM264 50V49H263ZM99 51V52H98ZM237 51V50H236ZM243 51V50H242ZM253 51V50H252ZM252 51L250 52V53H252ZM54 52V51H53ZM102 52V53H101ZM224 52H227V55L226 54H223ZM238 52V51H237ZM237 52H235V53H237ZM254 52V51H253ZM259 52V51H258ZM229 53V54H228ZM234 53V54H235ZM248 53V52H247ZM255 53V52H254ZM257 53V52H256ZM100 54H101V56H100ZM170 54H173L174 56H176V58H177V61H176V58H174V56H172L174 59H172V57L170 56ZM243 54H245V53H243ZM262 55H263V57H264V53H261ZM57 55V54H56ZM180 55V56H179ZM226 55V56H225ZM237 55H239V54H237ZM236 55V56H237ZM248 55V54H247ZM252 55V54H251ZM253 55H257V54H253ZM252 55V56H253ZM261 55V56H262ZM67 56V55H66ZM225 56V57H224ZM229 56V57H230ZM235 56V55H234ZM235 56V57H236ZM241 56V55H240ZM245 56V55H244ZM56 57V58H55ZM55 57H53V58H55L56 59V61H57V56H55ZM100 58V59H98V58ZM112 57H113V55H112ZM180 57V58H179ZM182 57V58H181ZM234 57V58H235ZM60 58V57H59ZM61 58H62V56H61ZM91 58H92V60H91ZM178 58H179V60H178ZM230 58H232V56L230 57ZM241 58H244V57H241ZM259 58V57H258ZM261 58V57H260ZM259 58V59H260ZM22 59V58H21ZM54 59V60H55ZM110 59V58H109ZM115 58H113V60H114ZM227 60V62H230V61H228V57L226 58ZM233 59V58H232ZM237 59V58H236ZM106 60V59H105ZM104 59H103V61H105ZM230 60V59H229ZM240 60V59H239ZM239 60H237L238 62H241V61H239ZM242 61L243 60H245V59H241ZM262 60V59H261ZM103 61H102V63H103ZM107 61H108V58H107ZM106 61V62H107ZM183 62L182 64H180L181 65V67H180V65H179V68L180 69H187V68H189L190 66H193L194 68L195 67H197V65L194 63V62H192L193 63V65H190V64H188V63H186V62ZM222 61H224V63L222 64L223 66H221V62ZM233 61V60H232ZM262 61H264V60H262ZM11 61H9L8 63H10ZM58 62V61H57ZM60 62V61H59ZM109 62V61H108ZM28 63H30V62H26V61H24V59H23V62H22V65L21 66H19V67H21L20 68V71L19 72H17L16 71V73H14V72H12L11 74H9L8 75V73H7V75H3V76H1L2 74H1V72H2V70H0L1 72H0V77H2V80H3V89H11V88H13V87H15V86H17V87H22V88H26V87H28V84H30V82L29 81H32V80H30V73H29V70H28ZM123 63V62H122ZM209 63V64H210ZM234 63H235V61H234ZM237 63V62H236ZM235 63V64H236ZM244 63H246V62H244ZM14 64V63H13ZM61 64V63H60ZM63 64V63H62ZM63 64V65H64ZM99 63H98V65L96 64L95 66L97 67L98 66V68H96V69H99V65H100ZM112 64V63H111ZM121 64V65H120ZM183 64H184V66H183ZM194 64L196 65V66H194ZM238 65H239V63H237ZM236 64V65H237ZM262 64V63H261ZM260 63H259V65H261ZM12 65V64H11ZM34 65V64H33ZM102 65H104L103 67H105V68H103V69H106L107 67H106V64H102ZM113 65V70H116V68H114V64H112ZM121 67H120V66ZM186 65V66H185ZM208 65V64H207ZM230 65V64H229ZM237 65V66H238ZM240 65H241V63H240ZM108 66H110V65H108ZM171 66V65H170ZM188 66V67H187ZM204 66H206V64L204 65ZM203 66V67H204ZM216 66H212V68L213 67H215V69L217 68ZM221 66V67H220ZM226 66H227V63H226ZM226 66H225V68H226ZM16 67V66H15ZM101 68H102V66H100ZM163 67V68H164ZM168 67V66H167ZM174 68H175V65L173 66ZM186 67V68H185ZM208 67V66H207ZM223 67V68H222ZM229 66H227V68H228ZM231 67V66H230ZM100 68V69H101ZM158 68H159V71H158ZM170 68V67H169ZM174 68H172V66H171V70L172 69H174ZM177 69H178V65H177V67H176ZM174 69V70H172V71H175V72H180V70H178V71H176L177 69ZM200 68V67H199ZM224 68V69H225ZM234 68V67H233ZM257 68V67H256ZM259 69H261L262 68V66H261V68L260 67H258ZM95 69V70H96ZM108 69H109V67H108ZM118 69V68H117ZM121 69H118V70H121ZM133 71H132V70ZM138 69V70H137ZM190 70H192L191 68H189ZM202 69V68H201ZM206 69V68H205ZM209 69V68H208ZM211 69V68H210ZM209 69V70H210ZM214 69V68H213ZM210 70L211 72H209L210 74L212 73V71H214V70ZM228 69H230V68H228ZM245 69V68H244ZM258 69V70H259ZM110 70H111V68H110ZM129 70H131L130 72L131 73H134V74H132V76H130V74H128V72H129ZM135 70V71H134ZM188 70V69H187ZM196 70H198V68L196 69ZM231 70V69H230ZM247 70V69H246ZM246 70H244V71H246ZM15 71V70H14ZM101 70H99V72H100ZM103 72H102V74L104 73V70H102ZM108 71V70H107ZM112 71V70H111ZM126 71V72H125ZM182 72H184L183 70H181ZM200 71V70H199ZM221 70H219V72H220ZM227 71V70H226ZM257 71V70H256ZM106 72V71H105ZM129 72V73H130ZM186 72V71H185ZM190 72H192V71H190ZM189 72V73H190ZM201 72H202V70H201ZM215 72H218L217 70H215ZM214 72V73H215ZM223 72H225V71H223ZM223 72H222V74H223ZM258 72V71H257ZM257 72H255V74L257 73ZM37 73V75L39 76V74H38V72H36ZM107 73V72H106ZM125 73H127V74H125ZM188 73V71L186 72V74ZM189 73H188V75H189ZM194 73H195V71H194ZM193 73V74H194ZM203 73H205V70H204V72ZM208 73V72H207ZM42 74V73H41ZM105 74V73H104ZM110 74H112V73H110ZM178 74V73H177ZM183 74H185V73H183ZM201 74V73H200ZM199 74V75H200ZM213 74V73H212ZM219 75L221 74V72L220 73H218ZM36 75V76H37ZM43 75H46V74H43ZM108 75H109V73H108ZM126 75H129V76H126ZM134 75V76H133ZM181 75V74H180ZM188 75H186V76H188ZM195 75V74H194ZM193 75V76H194ZM216 75H217V73H216ZM215 75V76H216ZM253 75V74H252ZM37 76V77H38ZM182 76V75H181ZM186 76H185V80H186ZM197 76V75H196ZM204 76V75H203ZM203 76H201V77H203ZM210 76V75H209ZM213 76V77H212ZM211 77L212 78H214V74L212 75ZM8 77V78H7ZM21 77H23V80L21 81ZM35 77V76H34ZM111 77V76H110ZM112 77H114V76H112ZM115 77H117V76H115ZM119 77V76H118ZM178 77V79H180L179 78V76H177ZM205 77V76H204ZM217 77V76H216ZM47 78V77H46ZM57 78V77H56ZM59 78V77H58ZM82 78V79H83ZM95 78V79H96ZM107 78V77H106ZM181 78H183V77H181ZM197 78V77H196ZM207 78V77H206ZM211 78V79H212ZM246 78H247V76H246ZM245 78V79H246ZM250 78V77H249ZM257 79H258V77H256ZM255 78V79H256ZM7 79H9V80H11V81H7ZM35 79V81L33 80V82H31V83H33V85L34 86H36L37 87V94H36V96H34V97H36L37 99V103H38V105L41 107V111L43 112V113H47V114H49L50 115V117L52 118V123L49 121V124H50V127H49V124L45 127L46 129H47V127H49V130H51L50 132H51V134L49 135V136H43V135H40L41 133H39L40 132V130H41V127H44V126H37L36 128H32L33 130H31L32 132H31V135H29V136H26V135H22V134H20L19 132H18V130L19 129H17V126H15L14 124H13V118H12V116H11V114H10V111H9V102H6V99H5V97H3L2 99H0V136H3V135H5V136H7V141H5L6 143L5 144H0V175H1V173H2V175L4 174V173H6V176H7V179H8V181L9 182H7V184L8 183H10L11 184V182L12 181H10L11 179L14 181V180H19V182L21 183L22 181H20V180H27V181H29V182H31L30 180H33V181H35V180H38L37 181V186L35 185V184H33V182L32 183H27V184H29L30 186H28L27 184V186L28 187H30V195L29 194H27V196H25V197H28V200L31 198L32 199V197H30V196H32L33 195V197H34V199L33 200H31V202H33V204H32V206L34 207H32V210H34L35 209V206L34 205H36V204H39V205H41V204H46L48 207H50V205L51 204H53L54 203V199L56 198V197H53L52 195H51V197H50V195H48V193H47V195H44L45 193H43V194H41L42 192L41 191H39V193H38V190L40 189L39 187H38V185H39V180H44V181H46L47 182V180H67V182H70V185H69V187L71 188L73 185H74V187H73V189L72 190H77V192L83 187V185H82V187H81V185L79 186V184H81L82 183V180L83 181H85V180H87L92 174V172H91V170H93V168L92 167H97V166H100L101 164V161L103 162V160H102V158L101 157H99L98 156V154H99V152H100V149H101V151H103V149L102 148H99V147H101V145H102V143H103V145H107L108 143H106L107 141L106 140H104V141H106L105 142V144H104V141L102 140H100L98 137L100 136V133L101 134H104L105 135V133H102V132H100V131H103L102 130V128H103V125L105 126L106 125V122H105V120H109V119H106L104 116H101V114H100V112H103V111H100V109H98L97 110V114H98V116L99 117H97V118H99V119H97V120H99V124H98V127L99 128H101V130H97L96 132H100V133H98V135H96V136H98L96 139L97 140H95L93 137H90V138H92V140L89 138V140L88 141H98L99 143H101V145L99 144L98 145V142L96 143V145H98L99 147H97L94 143H93V145H92V142H90V143H88L89 145H91L92 147V149L91 148H88V149H90L91 151L94 149V151L96 152V150H99V151H97V153L94 155V157H92L93 155H91V157L89 156V158H92V160H94V162H93V164H92V162H91V159H89V162H91V163H86V161L88 160H86L84 157H88V156H86V155H83V156H81V158L80 157H78V154L80 153V155H82V152H84L83 151V149H85V148H82L81 150V152L80 151H78V150H80V148L77 150V152L76 151H74L75 149H71L70 147H69V145H70V143L72 142V141H74V139L72 140V138H71V136H73V132L75 133V132H77L79 129H85V132H84V134L86 133V131H88V130H91V128L93 127L92 126V122H91V120H90V118H89V116H91L90 114H89V112H88V109L86 108V106H85V100H80V99H75V98H73V97H71V98H66L65 96V98L63 97H60L59 99H60V101L58 102V103H56L55 101H54V99H55V97L56 96H54V98L53 97H49L48 98V94H50L51 95V93H49V91H50V89H52L51 88V86H48L49 84H48V82H49V80L48 79H45V80H48V82H45L44 81V79H41V77H40V79L38 80L37 78H34ZM50 79V78H49ZM100 79V80H99ZM108 79V78H107ZM198 79H200V78H198ZM262 79V78H261ZM76 80H78V79H76ZM148 80V81H147ZM189 79H188V77H187V81H188ZM193 80V79H192ZM197 80V79H196ZM213 80V79H212ZM224 80H226V79H223L222 81H223V83H224ZM241 80V79H240ZM239 80V81H240ZM250 80H251V78H250ZM253 80H254V78H253ZM260 80V79H259ZM104 81V80H103ZM102 81V82H103ZM114 81H116L115 83H116V85L114 84ZM144 81H145V83H144ZM147 81V82H146ZM153 81V80H152ZM173 81H175L174 79L171 81V82H173ZM178 81V80H177ZM176 81V82H177ZM195 81V80H194ZM203 81H205L204 79H203ZM206 81L209 83V79L207 80L206 79ZM222 81L220 82L221 84L219 85V86H217L218 85V83H217V85L216 84H214L213 86V88H212V86L210 85V84H208L207 82V84L208 85H210V86H208L207 85V89H205L204 87L205 86H203V88L205 89V90H202V88L200 87L201 86V84L202 83H199L200 84V86L199 85H196V83H193L192 81H190V85H187L186 83L187 82H185V90H187V87L186 86H188V90L187 91H189L190 92V94H192L193 92H195L197 95H198V93H199V91H200V89L202 90L201 91V93L203 94V95H206V93H207V91L210 93V96L209 95H206L209 99H210V103H212V104H215L216 106H217V103L219 102V104L218 105H220V103H221V105L219 106L220 108H222L221 110H217L216 112H218V113H216L215 112V107H214V105H211V107H210V103H209V105L207 104V103H205L207 106H205L204 108H206L205 110L206 111H209L210 113H211V109H213V107H214V109L212 110V111H214V112H212V116L213 115H215V113H216V118H218V116L220 117L221 115H223L224 116V114H226L227 112L226 111H228V110H230V112H231V109H233V110H236L235 108H240V106H242L243 108H245L246 106H245V104L247 103V100H248V102H251V105L253 106V107H251V105L249 106L248 104V106L250 107V108H252V110H251V112L252 113H250V110L248 109V111H249V117H250V115L252 116V114H253V116H252V120H254V121H251L252 122V124L255 122H257V120L260 118L261 119V117H262V115L264 114V94H263V92H264V82L262 83L261 81L259 82L258 80V86H257V84H254V86H256L254 89H253V91H252V89H251V87L253 86V84H252V86H251V84L250 85H248L251 81H249L248 82V84H246V82H245V84H246V86H245V84H244V82H243V84L244 85H238V86H236V87H238L237 89L235 88V86H234V88L236 89H234V90H232L230 93H229V89L231 88L232 89V86L229 88L228 86H230V85H226V84H228V79H227V83L225 84H223L222 83ZM262 81H264V78L262 79ZM77 82V83H76ZM105 82V81H104ZM141 82H143V84L141 83ZM200 82H201V80H200ZM256 82V81H255ZM76 83V84H75ZM80 83H82V82H80ZM175 83V82H174ZM193 83V84H192ZM204 83V85H206L205 84V82H203ZM253 83V82H252ZM261 83V84H260ZM84 84V83H83ZM103 84V83H102ZM139 84H142V85H139ZM198 84V83H197ZM260 84V85H259ZM51 85V84H50ZM98 85H100V86H98ZM146 85H145V87H146ZM199 86L197 89H195L196 87H194V86ZM251 86V87H248V86ZM33 86V87H34ZM137 86V87H136ZM189 86L191 87V86H193V88L195 89H193L192 87L190 88V90H189ZM35 87V88H36ZM183 87V88H184ZM211 87V88H210ZM216 87V88H215ZM245 87V88H244ZM249 88V89H251V91H252V93H250L249 94V92H248V90H247V92H245L244 90H246V88ZM63 88V89H64ZM200 88V89H199ZM229 88V89H228ZM247 88V89H248ZM83 89V88H82ZM81 89V90H82ZM141 89V88H140ZM172 89H176V88H172ZM192 89H193V91H192ZM214 89H216V92L219 94V92H218V90L220 91V95H219V98L220 97H223L222 95H223V92H224V94H226V96L224 95V97H227V98H224V100H223V98H221V99H219L218 101H216L215 99L212 101L211 99L213 98V97H215V96H213L212 97V93H214ZM230 89V90H231ZM34 90H36V89H34ZM59 90V89H58ZM61 90V89H60ZM136 91L135 92H137V89H135ZM185 90H183V89H179V90H177L176 89V91L177 92H175V90H174V92L175 93H178V92H183V91H185ZM212 90V91H211ZM214 90V91H213ZM256 90V91H255ZM259 90L261 91V90H263V91H261L260 93H262V96L260 95V94H257L256 95V92H259ZM79 91V90H78ZM82 91H84V90H82ZM81 91V92H82ZM85 91H86V89H85ZM187 91H185L186 93H188ZM198 93H197V92ZM206 91V93H204ZM36 92V91H35ZM173 92V91H172ZM181 92V93H182ZM215 92V94L214 95H217V93ZM253 92H255V94H253ZM86 93V92H85ZM131 93V94H130ZM175 93H171V94H175ZM186 93L183 95V94H180L179 93V95L181 96V95H183L184 96V98L185 97H187V95H189V94H187L186 95ZM209 93H207V94H209ZM14 94V93H13ZM34 94V95H35ZM87 94V93H86ZM135 94V93H134ZM133 94V95H134ZM196 94H194L193 93V95H195L196 96ZM251 94H253V96L254 97H252V95ZM4 95V94H3ZM2 95V96H3ZM49 95V96H50ZM53 95H55V94H53ZM135 95H137V94H135ZM135 95H134V97H135ZM160 95H162V94H160ZM170 95V94H169ZM177 96H178V94H176ZM259 95L261 96V97H263L262 99L259 97ZM7 96V95H6ZM157 96V95H156ZM156 96L154 97V95H153V97L155 98V99H157L156 98ZM177 96L173 99V101H175V99L177 98ZM183 96H182V98H183ZM199 96H200V93H199ZM206 96H203V97H205V99H207V97ZM218 96V95H217ZM217 96H216V99H217ZM0 97H1V95H0ZM133 97V98H134ZM150 97V99H152V103L150 102V99L148 100L152 105H153V103H155V99H153V98H151V96H149ZM159 98H160V96H158ZM170 97V96H169ZM173 97V96H172ZM189 97H190V95H189ZM192 97H194V96H192ZM192 97H190L189 99H188V101L190 102H192L193 104H194V100L192 101ZM203 97H202V103L204 102L203 100ZM250 97H252V98H250ZM51 98V99H50ZM62 98V99H61ZM131 98V97H130ZM133 98H131V99H133ZM182 98H180V99H182ZM12 99V98H11ZM161 99V98H160ZM162 99H163V97H162ZM172 99V98H171ZM171 99H169V101L168 102H170V100ZM178 99H179V96H178ZM177 99V100H178ZM15 100V99H14ZM159 100V99H158ZM158 100H156V101H158ZM186 100V99H185ZM22 101V100H21ZM87 101V100H86ZM115 101V100H114ZM117 101V100H116ZM116 101H115V103H116ZM128 101H129V99H128ZM128 101H125V102H128ZM131 102H132V100H130ZM172 101V100H171ZM172 101V103H175V102H173ZM183 100H181V102H179V101H176L177 103H176V105H174V106H176V107H178L179 108V106H180V104H178V102L179 103H181V104H184L185 103V101L184 102H182ZM187 101V102H188ZM206 101H208V99L207 100H205V102ZM103 102H102V104H103ZM109 102H110V104H109ZM131 102H129V103H131ZM160 102V101H159ZM186 102V107H190V106H187L188 104H189V102L187 103ZM214 102V103H213ZM240 102H246L245 104H242V105H239L240 104ZM122 103V102H121ZM119 104V105H121V107H122V105L124 106V109H125V111H122V109H123V107H122V109H120V107H118V109L119 110H121V111H119L118 109H117V107L115 106V108L118 110V113L117 114H121L122 112H123V115L124 116H126L125 115V113L124 112H127L128 113V109L129 108H131L132 106H130L129 108H128V106H127V111H126V106L124 105V104ZM158 102H156L155 103V108H156V104H157ZM197 103L198 102H196V104L195 105H197ZM201 103V104H202ZM101 104V107H103V105ZM113 105H115L114 104V102L112 103ZM127 105H128V103H126ZM159 104H161V103H159ZM163 104V103H162ZM161 104V105H162ZM171 104V103H170ZM192 104V105H193ZM200 103H199V105H201ZM204 104V103H203ZM237 104L239 105V107L237 106ZM131 105V104H130ZM147 105H150L149 103L147 104ZM179 105V106H178ZM199 105H197V110H198V112H199V110H200V108H199ZM16 106V105H15ZM38 106V107H39ZM94 106H96L95 104H94ZM151 106V105H150ZM172 106V105H171ZM245 106V107H244ZM246 107V109H242V107H241V109H242V111L240 112V110L238 109V113L243 117V119L244 118H247L248 117V115H246L247 117H244V113L246 112V113H248V111H245V110H247V108H249V107ZM104 107V108H105ZM113 107V106H112ZM145 106H143V108H144ZM149 107V106H148ZM153 107V106H152ZM162 107H163V109L165 110L167 107H169V110L168 111H170V109H172V108H170V105L168 106H166V108H164V106L162 105ZM173 107V106H172ZM176 107H174L173 109H177V110H179L178 108H176ZM180 107H182V106H180ZM201 107V106H200ZM202 107H203V105H202ZM202 107H201V109H202ZM218 107V106H217ZM216 107V108H217ZM100 108V107H99ZM107 108H105V109H107ZM111 108V107H110ZM114 108V109H115ZM138 108H140L139 106H138ZM147 108V107H146ZM154 108V107H153ZM153 108L151 109L150 107H149V109L147 108L145 111H144V109H143V115H142V117L144 116V113H146V111L148 110V112L147 113H150L151 111H149L150 109L151 110H153ZM154 108V109H155ZM159 108V107H158ZM158 108H156L155 110H161V112H163V113H165L166 111H167V109H166V111H164V110H162V108L160 107L159 109ZM185 108V106L183 107V108H181V110L182 109H184ZM192 108H193V106H192ZM203 108V109H204ZM113 109V108H112ZM113 109V110H114ZM133 109V111L135 112V109L134 108H132ZM142 108H140L139 110H141ZM172 109V110H173ZM185 109H187V108H185ZM184 109V110H185ZM194 109H195V106H194ZM202 109V110H203ZM210 109V110H209ZM92 110V109H91ZM96 110V109H95ZM102 110V109H101ZM116 110V111H117ZM171 110V111H172ZM177 110H176V112H177ZM188 110V109H187ZM186 110V111H187ZM224 110H226L225 112H224ZM232 110V111H233ZM105 111H107V110H105ZM116 111H113V112H116ZM132 111V110H131ZM137 111V110H136ZM142 111V110H141ZM154 111V110H153ZM175 111V110H174ZM191 111H194L193 109L191 110ZM195 111H196V109H195ZM222 111V112H221ZM244 111V112H243ZM94 112V111H93ZM96 112V111H95ZM119 112H121V113H119ZM129 112H130V109H129ZM139 112V111H138ZM156 112V111H155ZM173 112V111H172ZM171 112V113H172ZM198 112H195L196 113V115L198 114ZM219 112L220 113H222V114H219ZM224 112V113H223ZM256 113V115H254L255 113ZM152 113V112H151ZM159 113V112H158ZM167 113V112H166ZM168 113H170V112H168ZM167 113V114H168ZM200 113H202V111L200 110ZM198 114V117H203V115L205 114L206 116H207V118H208V116H209V118H208V120H207V118H206V116H204L203 118H206V119H204V120H207V122L210 120L211 122H212V124L214 123L213 121H215V120H212L213 118H211L210 116V114L209 115H207L206 113L207 112H204V110H203V113H202V115L201 114ZM93 114H95V113H93ZM110 114V113H109ZM133 114V113H132ZM135 114V113H134ZM139 114H140V117H139V119H138V117H134L136 120H141L142 122H143V120H144V127H145V125H146V127H147V124H150V125H148V128H149V130L150 129H152V128H155V127H153V125H152V127H151V124L152 123H150L151 121H149L148 122V120L146 121V119H142V117H141V113L139 112ZM139 114H137V115H139ZM160 114V113H159ZM158 114V115H159ZM167 114H162L163 115V117H167ZM174 114H176V113H174ZM231 114H232V112H231ZM116 115V114H115ZM115 115H114V118H115ZM123 115H121V116H123ZM129 115V114H128ZM137 115H135V116H137ZM148 116H149V114H147ZM152 115H153V113H152ZM151 115V116H152ZM154 115H155V117H156V113H154ZM157 115V116H158ZM166 115V116H165ZM192 116V113L191 114H189L188 116H187V119H188V117L189 116ZM200 115V116H199ZM228 115H230V113H229V111H228ZM261 115V116H260ZM93 116V115H92ZM111 116V115H110ZM109 116V117H110ZM134 116V115H133ZM161 116V115H160ZM159 116V117H160ZM169 116H170V119H171V114L170 115H168V118H164V119H169ZM193 116H194V113H193ZM226 116V121H227V118H228V121L230 120L229 119V117H227V114L225 115ZM104 117V118H103ZM106 117H108V116H106ZM116 117H117V115H116ZM129 116H127L126 117V120L124 119V118H122L121 119V117H120V119H121V121L126 125V124H130V126H132L131 125V121L132 120H128L127 121V118H128ZM131 117L132 116H130V118H128V119H131ZM147 117V116H146ZM145 117V118H146ZM174 117H175V115H174ZM222 117V116H221ZM93 118V117H92ZM91 118V119H92ZM96 118V117H95ZM94 118V119H95ZM114 118H113V120H114ZM149 118V117H148ZM151 118V117H150ZM150 118H149V120H150ZM172 118H173V116H172ZM177 118V117H176ZM192 118V117H191ZM231 118V117H230ZM239 118L242 120V118L239 116ZM93 119V120H94ZM118 119V118H117ZM119 119V120H120ZM161 119H163L162 118V116H161ZM160 119V120H161ZM163 119V120H164ZM178 119V118H177ZM193 119V118H192ZM194 119H196V117L194 116ZM193 119V120H194ZM197 119H200V118H197ZM197 119H196V121H197ZM202 119V118H201ZM214 119H215V117H214ZM221 119V118H220ZM224 118L222 117V119H221V121L223 120ZM239 119V120H240ZM249 121H250V119H251V117H250V119L249 118H247ZM258 120V122L259 121H261V122H263L262 121V119L261 120ZM44 120V119H43ZM123 120H125V121H123ZM160 120H159V123H157V124H159L160 125ZM176 119H174V121H175ZM183 120H185V119H183ZM182 120V121H183ZM217 120V119H216ZM219 120V119H218ZM225 120V119H224ZM234 121H235V118L233 119ZM232 119H231V121H233ZM237 120H238V118H237ZM244 120H246V119H244ZM247 120V121H248ZM256 120V121H255ZM263 120H264V118H263ZM112 121V120H111ZM116 121H118V120H116ZM120 121V122H121ZM154 121H156L155 120V118H154ZM158 121V120H157ZM162 121V120H161ZM168 121V120H167ZM173 121V120H172ZM172 121H170V122H172ZM173 121V122H174ZM177 122H179L178 120H176ZM187 121V120H186ZM190 121V120H189ZM202 121H203V119H202ZM209 121V122H210ZM94 122V121H93ZM97 122V121H96ZM126 122H128V123H126ZM134 122V121H133ZM132 122V123H133ZM153 122V121H152ZM163 122V121H162ZM162 122H161V124H162ZM165 122V121H164ZM169 122V121H168ZM181 122V121H180ZM179 122V123H180ZM188 122V121H187ZM186 122V123H187ZM204 122V121H203ZM208 122V123H209ZM210 122V123H211ZM261 122H259V124H258V126L259 125H262V123ZM40 123V122H39ZM112 123H116V122H112ZM123 123H121V124H123ZM135 123V122H134ZM133 123V124H134ZM138 123V127H139V123H140V121L139 122H137ZM146 123V124H145ZM190 123H194V122H190ZM205 123V122H204ZM210 123L208 124V126L210 125ZM253 124V125H251L250 127L252 128V129H254L253 127H255V125H256V130H250L249 129V131H251V132H253V131H257V129L258 128H260V127H258L257 126V123L256 124ZM38 124V123H37ZM94 124V123H93ZM111 124V123H110ZM123 124V125H124ZM136 124V123H135ZM165 124V123H164ZM178 124V123H177ZM182 124H184V123H182ZM181 124V125H182ZM198 124H200V123H198ZM244 124H246L245 123V121H244ZM33 125V124H32ZM97 125V124H96ZM114 125V124H113ZM122 125V126H123ZM155 125V124H154ZM170 125V124H169ZM179 125V124H178ZM187 125H189V124H187ZM195 124H193V126H194ZM205 125V124H204ZM203 125V126H204ZM126 126H129V125H126ZM126 126L123 128L124 130L125 129H127L126 128ZM129 126V127H130ZM140 126H142V124H140ZM163 126V125H162ZM165 126H166V124H165ZM173 126V125H172ZM177 126V125H176ZM184 126H185V124H184ZM197 126V125H196ZM200 126V125H199ZM202 126V125H201ZM207 126V127H208ZM107 127H108V125H107ZM112 127V126H111ZM151 127V128H150ZM161 127V126H160ZM167 127V126H166ZM175 127V126H174ZM180 127V126H179ZM188 127V126H187ZM247 127H249V125L247 126ZM25 128V127H24ZM133 128V129H132ZM142 128V127H141ZM147 128V129H148ZM158 128H159V126H158ZM168 128V127H167ZM166 128V129H167ZM170 128L171 127H169V130H170ZM183 128V127H182ZM197 128H198V126H197ZM199 128H201V127H199ZM204 128V127H203ZM26 129V128H25ZM44 129V128H43ZM81 129V130H82ZM109 129V128H108ZM129 130L131 129V131H129L130 132V134L131 133H133L134 132V126L133 127H131V128H128ZM139 129V128H138ZM145 129V128H144ZM156 129H157V126H156ZM156 129H154V130H156ZM161 129V128H160ZM164 129V128H163ZM172 129V128H171ZM175 129V128H174ZM180 129H181V127H180ZM185 129V128H184ZM205 129H206V126H205ZM219 129V127L217 128V129H215V130H218ZM261 129H262V127L259 129L260 130V132H261ZM81 130H79V132L81 131ZM140 130V129H139ZM138 130V131H139ZM148 130V131H149ZM154 130L152 131L153 133H154ZM162 130V129H161ZM178 130V129H177ZM188 130V129H187ZM198 130V129H197ZM202 131H200V133H203V129H201ZM222 130V129H221ZM45 132H46V130H44ZM92 131V130H91ZM93 131H95V130H93ZM92 131V132H93ZM128 131H125V132H128ZM136 131V130H135ZM138 131H136L137 133H138ZM159 131V130H158ZM168 131V130H167ZM167 131H165V132H167ZM175 131V130H174ZM185 132H186V130H184ZM220 129L218 130V131H216L217 133H221L222 131H220ZM23 132V131H22ZM48 133H49V131H47ZM82 132V131H81ZM90 132V131H89ZM152 132L150 131V133H148L149 134V136L152 134ZM171 132H173V129H172V131ZM171 132H170V134H171ZM175 132H177L178 133V131H175ZM175 132H173L174 134H173V136L174 135H176L177 136V133L175 134ZM188 132V131H187ZM189 132H191L190 134H192L193 132H192V128H191V131H189ZM189 132H188V134H189ZM197 132L198 131H196V133H194L195 135L197 134ZM216 132H213L214 134L216 133ZM259 131H258V134H254V132H253V135H259V133H260ZM28 133V132H27ZM35 133V135H33ZM47 133V134H48ZM94 133V132H93ZM141 133V132H140ZM139 133V134H140ZM146 134H147V132H145ZM156 133V132H155ZM154 133V134H155ZM159 133V132H158ZM160 133H161V131H160ZM159 133V134H160ZM184 133V132H183ZM217 133H216V135H217ZM8 134H10V136L8 135ZM45 134V133H44ZM77 134H80V133H77ZM88 134H92L91 132L90 133H88ZM88 134H86V135H88ZM129 134V135H130ZM133 134H135V133H133ZM133 134H131L130 136L129 135H127V136H129V137H134L135 139H137L138 141L142 138V136L140 137V135H143L144 133H141L139 136H137V137H135L136 135H138V134H135V136H132ZM147 134V135H148ZM154 134H152L151 135V138L149 139V136L147 137L149 140L148 141H150L149 143H152V144H149L147 141V143L148 144H145L143 141H144V139L142 138V142L144 143H142V142H140V143H142V145L144 146H141V144L140 143H138L137 142V140H134V142L133 143H136V144H140V146H141V148H145V145H146V148L147 147H149V146H147V145H154L153 143L154 142H156L157 140L155 139L156 138V136L154 135ZM167 134H169V132L167 133ZM182 134V130H181V133L179 134L178 133V135H181ZM186 134V133H185ZM82 135V134H81ZM93 135V134H92ZM184 135V134H183ZM201 135V134H200ZM199 134H198V136H200ZM213 135V134H212ZM89 136H91V135H88L87 137H85L84 136V138H88ZM94 136V135H93ZM106 136V135H105ZM122 136V137H121ZM120 137L121 138H124L125 139V137H127V136H125V134H124V136L123 135H121ZM155 136V137H154ZM163 135H162V133L160 134V136L158 135V140L159 141H161L160 143L161 144H163V140L165 141V136H166V134H165V136H163V137H165L164 139H163V137H162ZM175 136V137H176ZM182 136V135H181ZM260 136V135H259ZM79 137H81L80 135H79ZM100 137H102V136H100ZM114 137V136H113ZM118 137V136H117ZM119 137V138H120ZM138 137L140 138V139H138ZM144 137H146L145 136V134H144ZM160 137H162V138H160ZM170 137H171V135H170ZM180 137V136H179ZM179 137L177 138V140L179 139ZM103 138V137H102ZM105 138H107V137H105ZM134 138H126V143L128 142H130V143H132L131 142V140L132 139H134ZM169 138V137H168ZM173 138V137H172ZM172 138H171V140H172ZM82 139V138H81ZM123 139V140H124ZM153 139H154V141H153ZM170 139V138H169ZM168 139V140H169ZM181 139V138H180ZM86 140V145H87V141ZM108 140V139H107ZM113 139H111V142H109V143H111V144H113V145H115V149H116V144H117V142L116 141H114L115 140V138H114V140L112 141ZM117 141L119 140V142L118 143H120V141H121V145H122V147H120V144H119V147H120V149L121 148H123V144L122 143H124L125 141H123V140H120V139H116ZM128 140H130V141H128ZM156 140V141H155ZM167 140V141H168ZM173 140H174V138H173ZM78 141L80 142L81 140L80 139H78ZM83 141H84V139H83ZM109 141V140H108ZM123 141V142H122ZM136 141V142H135ZM159 141H157V142H159ZM79 142H78V144H79ZM114 142H116L115 144H114ZM172 142V141H171ZM174 142V141H173ZM172 142V143H173ZM178 142H179V140H178ZM1 143V142H0ZM2 143H4V142H2ZM19 143H21V144H19ZM75 143H77V141H75ZM80 143H82V147H83V145H85V144H83V142L81 141ZM84 143H85V141H84ZM132 143V145H134ZM159 143V145H161ZM78 144H77V147H78ZM125 144V143H124ZM157 144V143H156ZM155 144V145H156ZM168 144H169V142H168ZM174 144V143H173ZM177 144V143H176ZM95 145V147L93 148V146ZM102 145V146H103ZM109 145V144H108ZM107 145V146H108ZM131 145V144H130ZM130 145H128L127 144V146L129 147ZM164 145V144H163ZM169 145H171V144H169ZM168 145V146H169ZM105 146H103V148L105 147ZM107 146H106V148H107ZM112 146V145H111ZM127 146H125L124 145V147H127ZM134 146H136V145H134ZM133 146V147H134ZM139 146V145H138ZM139 146V147H140ZM162 146V145H161ZM172 146V145H171ZM179 146V145H178ZM72 147V146H71ZM87 147H89V146H87ZM87 147H86V149H87ZM109 147V149L111 148L110 146H108ZM117 147H118V145H117ZM132 147V146H131ZM131 147H129L130 149H131ZM154 147V146H153ZM160 147V146H159ZM173 148H174V146H172ZM176 147V146H175ZM68 148H70V149H68ZM73 148H74V145H73ZM75 148H76V146H75ZM99 148V149H98ZM106 148H104V149H106ZM129 148H126V149H129ZM137 148V147H136ZM150 148V147H149ZM166 148V147H165ZM169 148V147H168ZM112 149H114V147L112 148ZM114 149V150H115ZM118 149V148H117ZM116 149V152L118 151ZM119 149V150H120ZM129 149V150H130ZM135 149V148H134ZM133 149V150H134ZM151 149V148H150ZM160 149H162V148H160ZM170 149H172L171 147H170ZM68 150H70L71 152H69ZM90 150H89V152H90ZM122 150H124V148L122 149ZM136 150V149H135ZM137 150H140L139 148L137 149ZM143 150V149H142ZM146 150V149H145ZM154 150H155V148H154ZM167 150V149H166ZM94 151H92L93 153H95ZM105 151V150H104ZM107 151H110V150H107L106 149V153L105 154H107V153H109V152H107ZM112 151V150H111ZM110 151V152H111ZM132 151V150H131ZM148 151V150H147ZM152 151H153V149H152ZM157 151V148H156V150H155V152ZM85 152H86V150H85ZM87 152H88V150H87ZM86 152V153H87ZM88 152V153H89ZM91 152V153H92ZM119 152V151H118ZM121 152V151H120ZM119 152V153H120ZM125 152H126V150H125ZM145 152V151H144ZM143 152V153H144ZM160 152V151H159ZM161 152H162V150H161ZM90 153V154H91ZM92 153V154H93ZM114 152H112V154H113ZM118 153V154H119ZM123 153H124V151H123ZM122 153V154H123ZM140 153V152H139ZM165 153V152H164ZM169 153V152H168ZM168 153H165V154H167L168 155ZM173 153V152H172ZM84 154V153H83ZM100 154H101V152H100ZM111 154V153H110ZM111 154V157L113 156ZM121 154V155H122ZM133 154V153H132ZM145 154V153H144ZM143 154V156H148V155H144ZM156 155H157V153H155ZM154 154V155H155ZM79 155V156H80ZM89 155V154H88ZM102 156H103V153L101 154ZM100 155V156H101ZM108 155V154H107ZM130 155V154H129ZM138 155V154H137ZM150 155V154H149ZM156 155H155V157H156ZM161 155V154H160ZM109 156V155H108ZM123 156V155H122ZM121 156V157H122ZM127 156V155H126ZM131 156V155H130ZM139 156V155H138ZM142 155H140V157H141ZM166 156V155H165ZM105 157V156H104ZM103 157V159H104V162L106 161V157L104 158ZM115 158H113L114 160H116L117 158V156H116V154H115V156H114ZM119 157H120V154H119ZM118 157V158H119ZM124 157H125V155H124ZM154 157V156H153ZM159 156H157L156 158H158ZM162 157V156H161ZM168 157H171V158H169L170 160L172 159V157H173V155L172 154H170ZM38 158V159H37ZM94 158V159H93ZM100 158V159H99ZM132 159L134 158V156L133 157H131ZM131 158L128 160V161H131ZM139 158V157H138ZM146 158H148V157H145L144 159H146ZM167 158V157H166ZM98 159H99V161H98ZM111 159V158H110ZM121 159V158H120ZM128 159V158H127ZM153 159V158H152ZM160 159V158H159ZM26 160L28 161V163H27V165H25L26 164ZM33 160V161H32ZM112 160V159H111ZM113 160V161H114ZM122 160V159H121ZM125 160V159H124ZM138 160H142V157H141V159H138ZM154 160V159H153ZM153 160H151L150 159V161H152V162H154ZM156 160V159H155ZM168 160V159H167ZM169 160V161H170ZM31 161V162H30ZM107 161H109V159L107 160ZM107 161H106V163H107ZM117 161H118V159H117ZM123 161V160H122ZM128 161L126 162V163H128ZM136 160H134L133 162H135ZM145 161V160H144ZM150 161H148V163H150ZM97 162L99 163V164H97ZM119 162V161H118ZM124 162V161H123ZM122 162V163H123ZM151 162V163H152ZM97 165H96V164ZM110 163V162H109ZM109 163H108V166H110L109 165ZM113 164H114V162H112ZM125 163V162H124ZM140 163H141V161H140ZM143 163V162H142ZM144 163H146V162H144ZM167 163H168V161H167ZM88 164H90V166H88ZM104 164V163H103ZM113 164H112V166H113ZM130 164V163H129ZM137 164L138 163H136V167H137ZM23 165V166H22ZM93 165H96V166H93ZM116 165H118V164H116ZM120 165V164H119ZM143 165H146V164H143ZM102 166V165H101ZM100 166V167H101ZM107 166V165H106ZM105 166V167H106ZM131 166H132V164L129 166V168H131ZM134 166H135V163H134ZM147 166V165H146ZM152 166V165H151ZM150 166V168H152ZM4 167V168H3ZM14 167H18L19 168V170H18V172H15L16 174H13L15 177H12L11 175H10V173H12L10 170H12L11 168H14ZM119 167V166H118ZM125 167V166H124ZM3 168V169H2ZM16 168H14V169H16ZM90 168H92V169H90ZM108 169H109V167H107ZM107 168L105 169V172H106V170H107ZM110 168H112L111 170H113V167H111L110 166ZM120 168V167H119ZM121 168H123V167H121ZM120 168V169H121ZM128 168V167H127ZM132 168H133V166H132ZM138 168H140V167H138ZM137 168V169H138ZM141 168H143V167H141ZM145 169H146V167H144ZM149 168V167H148ZM149 168V169H150ZM5 169H6V171H5ZM13 169V170H14ZM117 169L118 168H116V171H117ZM123 169H125V168H123ZM148 169V170H149ZM3 170H4V173H3ZM7 170H8V172H7ZM95 171H96V168L94 169ZM140 170V169H139ZM108 171V170H107ZM121 171H123L122 169H121ZM121 171H119L120 173H122ZM125 171H127V169H125ZM138 171V170H137ZM97 172V171H96ZM102 172V171H101ZM103 173H104V169H103ZM102 173V176L103 175H105V174H103ZM113 174H115L114 172H112ZM97 175H98V173H96ZM94 175L95 177L97 176V175ZM101 174V173H100ZM116 174L118 175V173L116 172ZM9 175L12 177H9ZM117 175H115L116 176V178H115V176H114V178L115 179H117ZM120 175L121 174H119L118 175V178L120 177ZM5 176V175H4ZM3 177V176H2ZM2 177H0V180H1V178ZM95 177H93V179L91 178V179H89V181L88 182H90V180L91 181H94V178ZM5 177H3L2 178V180L4 179ZM7 179H4L5 181L7 180ZM96 179V178H95ZM99 179H101V176H100V178ZM103 179V178H102ZM1 180V181H2ZM81 180V181H80ZM97 180H98V177H97ZM0 181V182H1ZM43 181V182H44ZM58 181H56V182H58ZM103 181H104V184L106 185V183H105V179H103ZM110 181H112L113 182V180H109V182ZM117 181V180H116ZM119 181V180H118ZM121 182H122V180H120ZM132 181V180H131ZM149 181V180H148ZM24 182V181H23ZM36 182V181H35ZM49 182H51V181H49ZM48 182V183H49ZM54 182V181H53ZM52 182V183H53ZM65 182V181H64ZM71 182L73 183V185L71 184ZM80 182V183H79ZM87 182V181H86ZM87 182V183H88ZM97 182H101L100 180H98ZM128 182H129V180H128ZM142 183H144V180H142L141 181ZM140 182V183H141ZM5 186H7V188L9 189V190H7L8 192L10 191V187H12L16 182H12V186L10 185L9 187H8V185L7 184H5L4 183V181L2 182ZM14 183V184H13ZM26 183V182H25ZM25 183H23V184H25ZM42 183V182H41ZM48 183H46L47 185H48ZM51 183V184H52ZM63 183V181L61 182V184ZM92 183H94L93 185H95V182H92ZM102 184H100V185H102V189H103V182H101ZM108 183V182H107ZM114 184H115V181L113 182ZM112 183V184H113ZM117 183V182H116ZM123 185H124V180H123ZM121 183V184H122ZM17 184V183H16ZM46 184H45V187H46ZM50 183H49V185L48 186H51V188H52V185H51ZM54 184V183H53ZM61 184L59 185V186H61ZM83 184V183H82ZM89 184V183H88ZM121 184H119V182H118V186H120ZM147 184V183H146ZM150 184V183H149ZM19 185V184H18ZM56 185V184H55ZM62 185H64L65 186V184H62ZM84 185H86L85 183H84ZM98 185V184H97ZM97 185L95 186V187H97ZM108 185H109V183H108ZM123 185H121V186H123ZM151 185V184H150ZM1 187L0 188H4V187H2V184L0 185ZM15 186H17V185H15ZM20 186V185H19ZM26 186V187H27ZM58 186V187H59ZM63 186V187H64ZM79 186V187H78ZM90 186V185H89ZM107 186V185H106ZM116 186H117V184H116ZM117 186V187H118ZM149 186V185H148ZM18 187V186H17ZM22 187H24V189H26L25 188V186H23L22 185ZM21 187V188H22ZM27 187V188H28ZM40 187H43L44 188V185H42V186H40ZM81 187V188H80ZM85 187V186H84ZM86 187H88L87 185H86ZM94 186L92 187L91 186V190H94V188H95ZM100 187V186H99ZM99 187H97V188H99ZM108 187V186H107ZM107 187L105 188L106 189V191L108 190L107 189ZM112 187H113V185H112ZM15 188L16 187H14L13 186V188H12V190L11 191H14L15 190ZM50 187L48 188L49 190H51V193H53V190L56 188L57 189V187L55 186V187H53V190L51 189ZM76 188H80L79 190L78 189H76ZM90 188V187H89ZM88 188V189H89ZM93 188V189H92ZM109 188V187H108ZM114 188V187H113ZM116 188V187H115ZM122 188V187H121ZM18 189V188H17ZM38 189V190H37ZM86 189L87 188H85V190H84V188H82V190H84V191H82V190H80L82 193L84 192L85 193V191H86ZM100 189H101V187H100ZM100 189H96L97 190V193L98 192H101V194H102V192L103 191H101ZM117 189V188H116ZM120 188L118 187V189H117V193L121 190H119ZM4 189H2V193H4V191H3ZM23 190V189H22ZM26 191L27 193L29 192V191ZM57 190H59V189H57ZM57 190H55V193H56V191ZM63 190H65V189H63ZM68 190V189H67ZM66 190V191H67ZM74 190V191H75ZM91 190L89 189V191L91 192ZM157 190V189H156ZM155 190V191H156ZM7 191H5L6 193H7ZM18 191V190H17ZM19 191H21V189L19 190ZM18 191V192H19ZM24 191V190H23ZM37 191V192H36ZM65 191V192H66ZM71 191V190H70ZM70 191H68V192H66L67 194L70 192ZM79 191V192H80ZM106 191H104V193L101 195V196H103L104 194H106L107 192ZM122 191V190H121ZM120 191V192H121ZM1 192V191H0ZM41 192V193H40ZM50 192V191H49ZM58 192V191H57ZM64 192V193H65ZM106 192V193H105ZM109 193L111 192V191H108ZM119 192V193H120ZM5 193V194H6ZM11 193V192H10ZM51 193H49V194H51ZM62 193V192H61ZM72 193V192H71ZM75 193H76V191H75ZM87 193V192H86ZM92 193H94L93 191H92ZM95 193H96V191H95ZM13 194H15L14 196H15V198H18L16 195H18V193H13ZM12 193L10 194V195H13ZM21 194V193H20ZM22 194H24V193H22ZM60 194V193H59ZM58 194V195H59ZM67 194H65V195H67ZM80 194L81 193H79L78 195L80 196ZM1 195H3V194H1ZM8 195V194H7ZM54 195V194H53ZM64 195V194H63ZM62 195V196H63ZM64 195V196H65ZM70 195V194H69ZM77 195V196H78ZM82 195V194H81ZM84 195V194H83ZM87 195H88V193H87ZM99 195V196H100ZM3 196H5V195H3ZM22 196V199H23V195H21ZM55 196V195H54ZM56 196H57V193H56ZM63 196V197H64ZM73 196V195H72ZM1 197V196H0ZM11 197V196H10ZM24 197V200L26 199L27 200V198H25ZM30 197V198H29ZM35 197L37 198V200H38V202H37V200L35 199ZM58 197V196H57ZM60 197H61V195H60ZM68 198L70 197V196H67ZM66 197V200H68V198ZM93 197V196H92ZM92 197H91V199H92ZM95 197H98V194H96V196ZM13 198V197H12ZM20 198V197H19ZM54 198V199H53ZM59 198V197H58ZM101 198V197H100ZM103 198H104V196H103ZM4 199V198H3ZM8 199H9V197H8ZM11 199V198H10ZM10 199L8 200V202L10 201ZM40 199V200H39ZM64 199V198H63ZM62 199V200H63ZM71 199V198H70ZM69 199V200H70ZM74 199H77V198H72V202L74 201ZM95 199V198H94ZM94 199H92V200H94ZM0 200H1V198H0ZM12 200V199H11ZM15 200H17V199H15ZM23 200V201H24ZM34 200L37 202H35L34 203ZM57 200H59V199H57ZM96 200V199H95ZM100 200H103V199H100ZM4 203H6L7 205L9 204L8 202H5L4 200H2ZM7 201V200H6ZM21 201V200H20ZM20 201H18V202H20ZM46 203H45V202ZM59 201H61V199L59 200ZM64 201V200H63ZM63 201H61V202H63ZM76 201V200H75ZM97 201H98V198H97ZM97 201H95V203L97 202ZM104 201L105 202H107V200H103V201H100V202H103L104 203ZM22 202V201H21ZM27 202V201H26ZM40 202H43V203H40ZM47 202H48V204H47ZM55 202H58V201H56L55 200ZM61 202H58V203H61ZM68 202V201H67ZM77 202V204H78V201H76ZM76 202L74 203V204H76ZM89 202H90V200H89ZM0 203H2L1 201H0ZM4 203H2V204H4ZM13 203V202H12ZM29 203V202H28ZM28 203H26V204H28ZM63 203H65V202H63ZM69 203H70V206L68 205V203L65 205L67 208L69 207H71V202L69 201ZM94 203V202H93ZM94 203V204H95ZM14 204H17L16 202L14 203ZM14 204H10V205H14ZM21 204V203H20ZM25 204V205H26ZM30 204V203H29ZM56 203H54L53 205H52V207H50V208H48L47 209V211L49 210V209H53L52 211H54L55 209H56V205H55ZM73 204V205H74ZM1 205V204H0ZM6 205V206H7ZM43 205V206H44ZM58 205H60V204H58ZM87 205V204H86ZM97 205V204H96ZM96 205H93V206H90L91 208L93 207L94 209H95V207H96ZM100 205H101V203H100ZM5 206V207H6ZM9 206V205H8ZM15 206V205H14ZM13 206V207H14ZM19 205H17V207H18ZM23 206V205H22ZM54 206V207H53ZM65 206H62V208H65ZM75 206H77V205H75ZM79 206H80V204H79ZM95 206V207H94ZM98 206V205H97ZM103 206H104V204H103ZM3 207V206H2ZM2 207H0V209H2ZM12 207V206H11ZM19 207H21V206H19ZM27 207V209H25L26 211H21L20 209V211H19V213H18V211H17V215H16V213H15V215L14 214H12V215H10L11 217H13V215H14V218L15 217H17L18 215L20 216L19 218H23L22 216L23 215H25V214H30V212H31V214H30V216L32 215V210H31V206L30 207H28V206H26ZM38 208L40 207V206H37ZM61 207V206H60ZM72 207H74V206H72ZM71 207V208H72ZM81 207V206H80ZM100 207V206H99ZM4 208V207H3ZM45 208V207H44ZM44 208H43V211H44ZM67 208H65V209H67ZM86 208H89V204H88V207H86ZM100 208H102V205H101V207ZM78 209V208H77ZM77 209H75L76 211H77ZM84 209H85V206H84ZM94 209L92 210V214H95L94 213ZM96 209H98V207L96 208ZM2 210H5V209H2ZM10 209H8V211H9ZM12 210V209H11ZM10 210V211H11ZM29 210V211H28ZM36 210H37V208H36ZM42 210V209H41ZM60 210H62V209H60ZM69 210V209H68ZM72 210V209H71ZM83 210V209H82ZM87 210V209H86ZM101 210H103V209H101ZM1 211V210H0ZM7 211V210H6ZM63 211H65V214L67 213V211L66 210H63ZM88 211V210H87ZM86 211V212H87ZM90 211V210H89ZM96 211V210H95ZM98 211L100 212V210L98 209ZM11 212H13V211H11ZM21 212H24L23 214H21ZM26 212V213H25ZM28 212V213H27ZM34 212H36V211H34ZM33 212V214L34 215H37L36 213H38V215H39V217H40V215H41V213H39V211H37L36 213H34ZM54 212H60V211H54ZM54 212H53V216H51V217H49V218H51V220L50 221H53V220H55L56 219V217H54V216H56V215H59V217L61 218V216H60V213H62V212H60L59 214H54ZM71 212V211H70ZM72 212H74V211H72ZM72 212H71V214H72ZM78 212V211H77ZM81 212H85V211H81ZM85 212V213H86ZM1 213V212H0ZM4 213H6L5 211H4ZM14 213V212H13ZM48 213H50V210L48 211ZM69 213V212H68ZM67 213V214H68ZM76 213V212H75ZM74 213V214H75ZM90 213H91V211H90ZM7 214H8V212H7ZM11 214V213H10ZM21 214V215H20ZM64 214V213H63ZM78 214V213H77ZM2 216H4L3 214H1ZM37 215V216H38ZM43 215V214H42ZM69 215V214H68ZM76 215V214H75ZM84 215H86V214H82L81 216L82 217H85ZM91 215V214H90ZM2 216H0V219H2ZM28 216V219H29V223H31L30 222V218H29V215H27ZM36 216V217H37ZM73 216V215H72ZM87 216V215H86ZM148 216H149V214H148ZM5 217V216H4ZM6 217H8V216H6ZM10 217V218H11ZM64 217V215L62 216V218ZM67 217H70V216H67ZM25 218H26V216H25ZM25 218H23V220H25ZM41 218V217H40ZM74 218V217H73ZM78 218V217H77ZM8 219V218H7ZM11 219H13V218H11ZM32 219H34V217L32 218ZM37 219V218H36ZM47 219H48V216H47ZM53 219V220H52ZM57 219H58V216H57ZM65 219V218H64ZM82 220H83V218H81ZM3 220V219H2ZM10 220V219H9ZM14 220V219H13ZM17 219H15L14 220V222L16 221ZM21 219H19L18 221H20ZM22 220V221H23ZM45 221H48V220H46V219H44ZM62 220V219H61ZM72 220V219H71ZM75 220H77L76 219V216H75V219H74V222L75 223H78V221L76 222ZM34 221V220H33ZM36 221V220H35ZM43 221V220H42ZM57 221V220H56ZM56 221H53L54 223H56ZM64 221V220H63ZM80 221V220H79ZM2 222V221H1ZM11 222H13V221H11ZM25 222H26V220H25ZM28 222H26V223H28ZM37 222V221H36ZM49 222V221H48ZM59 222V221H58ZM61 222V221H60ZM72 222V221H71ZM6 223V222H5ZM5 223H3L2 225H8V224H11V223H7V224H5ZM22 223V222H21ZM21 223H20V225H21ZM40 223V222H39ZM43 223V222H42ZM46 223V222H45ZM50 223V222H49ZM15 225L17 224V222L16 223H14ZM14 224H11V225H14ZM23 224V223H22ZM63 224H65V222L63 223ZM71 224V223H70ZM144 223H142V225H143ZM149 224V223H148ZM14 225V226H15ZM19 225V226H20ZM27 225V224H26ZM45 225V224H44ZM50 226L52 225V224H49ZM66 225H69V223L67 224L66 223ZM140 226H141V224H139ZM138 225V226H139ZM154 225V223H152L151 224V226H153ZM37 226H39V225H37ZM54 226V225H53ZM55 226H56V224H55ZM58 226H60L59 224H58ZM57 226V227H58ZM62 226V225H61ZM147 226V223H146V225L144 226H142V227H146ZM1 227V226H0ZM24 227V226H23ZM26 227V226H25ZM32 227H35V226H32ZM42 227V226H41ZM47 227H48V224H47ZM148 227V226H147ZM153 227H155V226H153ZM4 228V227H3ZM13 228V227H12ZM31 228V227H30ZM51 228H54V227H51ZM14 230L15 229H17V228H13ZM12 229V230H13ZM152 229V228H151ZM150 229V227H149V230H151ZM10 230V229H9ZM12 230L10 231V232H12ZM146 230H148V228L146 229ZM6 230H4V232H5ZM17 231H18V229H17ZM1 233H2V228H1ZM6 233V232H5ZM13 233V232H12ZM15 233H17L16 231H15ZM8 234H9V232H8ZM7 234V235H8ZM1 235V234H0ZM3 235H5V234H3ZM3 235H1V236H3ZM10 235V234H9ZM14 235V234H13ZM11 237H12V235H11ZM17 238H18V236H16ZM16 237H14V238H16ZM7 238V237H6ZM10 238V237H9ZM2 239H4L5 241L7 240V239H5V238H3L2 237ZM3 240V241H4ZM16 240V239H15ZM14 240V241H15ZM18 240V239H17ZM16 240V241H17ZM1 241V240H0ZM10 241H11V238H10ZM12 241H13V239H12ZM3 243H5V242H3ZM8 243V242H7ZM7 243H5V245L7 244ZM17 244H18V242H16ZM16 243H14V245H15V247H16ZM9 244V243H8ZM10 247V246H9ZM9 247H8V249H9ZM14 247V246H13ZM3 248H4V246H3ZM2 248V249H3ZM6 248V247H5ZM18 248V247H17ZM7 249V248H6ZM12 249V248H11ZM10 249V250H11ZM20 249H22V250H24L23 248H20ZM19 249V250H20ZM13 250V249H12ZM11 250V251H12ZM16 250V249H15ZM25 250H27V249H25ZM10 251V252H11ZM18 250H16V252L15 251H13V253L15 254V253H17L18 254V252H17ZM1 252V251H0ZM22 252V251H21ZM133 252V251H132ZM2 253H5V251L3 252L2 251ZM6 253H8V252H6ZM5 253V254H6ZM134 253V252H133ZM14 254H13V256H12V253H11V256L12 257H14L15 258V256H14ZM16 254V255H17ZM36 254H39V253H37L36 252ZM132 254V253H131ZM41 255V254H40ZM2 256V255H1ZM38 256V255H37ZM12 257H10L9 256V258L11 259ZM13 258V259H14ZM135 258V257H134ZM134 258H131V259H134ZM3 259H5V257L3 258ZM2 259V260H3ZM0 260H1V258H0ZM135 262H136V260H135ZM134 263V262H133ZM16 264H17V262H16Z\"/></svg>",
    "mask_w": 264,
    "mask_h": 264
}]
</instances>
